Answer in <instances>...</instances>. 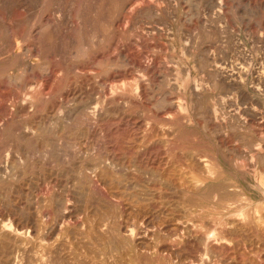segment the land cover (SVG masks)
<instances>
[{"label":"rangeland","instance_id":"1","mask_svg":"<svg viewBox=\"0 0 264 264\" xmlns=\"http://www.w3.org/2000/svg\"><path fill=\"white\" fill-rule=\"evenodd\" d=\"M127 1H129L130 3H132L133 1H138V2H140V4L142 6L140 8V13H136V11L135 12L133 11V13L132 12L130 13V11H129V13L128 12L124 13L117 20L116 24L119 26V29L116 30L114 36H113V33L112 34L110 33L109 37L110 36L111 37H116V36L120 35L121 42L117 43L116 42V38H114L112 41H111V39H109L108 42H107V44H109V45L106 44L107 47H105V49L103 51H101V49L99 48L101 46L97 45V46H95V48L98 47L97 51L95 50L97 53L96 52H92L93 54H90L89 58H87V57H81L80 58V57L76 56L75 53H76V49L79 48L78 47L79 46L78 45L79 44L78 43L79 37L81 39L80 43L86 44V41H88V39L86 38V35H88L91 32L90 31L91 29H89L87 27V28L84 29V31H86V32L90 31V32L86 33L84 31H82L81 33H79L77 27H75L74 25H72V26L70 25V23L76 22V21H74V20H77V19H75L76 13H77V16L79 15V13L81 11H83L84 15L85 14H87V15L89 14V10H90L89 8L85 7V5H83L84 8L81 7V0H73V1L72 0H4V1L2 0V2L0 4V47H1L0 48V87L2 89V90L0 89V126H2V129L0 130V137H1V140H3V139L4 140H6V139L14 140V141L16 140L15 142L16 143L18 142L17 146L20 147V150H22L25 153V155H26V157H25V155L23 154L24 155L23 157H24L25 160H23V163H20L21 166H20V164H17V168L15 169V172H14V174L15 175L17 174V176H15L13 174L14 178H12L11 181L10 180L0 181V195H1L0 196V217H1L0 219L2 220V218H5V220H6V219H9V217H10L12 221H13V219H17V220L21 221V219L23 218L21 223L25 224V221H26L27 217L31 216V214H33V215L37 214L34 217H36V216L38 218L40 217V220L36 217L37 218V220H36L37 224L40 223V224H38L39 227H38L37 233H31V232L28 233L27 232V233H25L27 235L26 236L23 235L22 238L15 237V236H13L10 233H9L10 234L9 238L11 237L12 239L11 238L10 239L6 238V237H8V234L6 232H8L9 230L5 229V230H3L4 232L0 230V232H2V233H0V241L4 237L9 241V250L3 251L0 254V257H2V258H0V264H11V263L12 264H29V263L30 264H36V263L40 264V262H42L41 264H65L67 259L68 260H67L66 264H71V263L72 264H80V263L81 264H90V263L91 264L92 263L93 264H98V263L99 264H111V263L112 264H133L129 260L130 255L127 256V254L123 251V249H120V247L115 249L116 246H117L116 245L117 242L120 241L121 239H124V235H123V232L121 230L122 221H124L126 219H129V220L131 219L130 221L129 220L128 221L130 223H132V224L134 223L132 228H133V232L135 231L134 232V236L137 238L139 230L140 231L143 230V227H142L143 224L141 223V220L144 217L147 216V217H151L152 218L154 225H156L157 223L160 224L163 221V219H161V217L163 216V218H164V214H165L164 211H166V212L169 211V210H166V209H169V206L172 203H174V201L176 200V198H177L176 194L173 192L172 189L166 188V187H160V186L157 187V186H155L154 187L155 190H153L151 188V186L153 187L152 183H149L150 186L149 185L147 186V184H146L145 186H140V187L138 185L136 187H134L131 184H127L126 186L123 187V191L125 190V192H124L125 193L124 194L125 197L123 196L120 199H115L112 196H110L112 198V200H111V198H109L111 200V201H109V199H108L109 196H108L107 190H105L104 187H103V189L105 191L103 189H101L102 185H100V184L98 185V183L96 182V179L93 176L92 171H90L88 169H84V168H85L87 160L91 159V157L95 158V157H98L100 155H104L105 153L108 154L109 151L111 152V153L109 152L110 154H114V155H119V154L128 155L129 154L128 156H132L130 154L133 151V149L127 148V143L128 142L126 143V141H128L130 138H132L134 136V134L135 133L137 134V132L139 131L137 126H136L137 122L140 119H143V117L147 118L146 116H148V115H149L148 117H151V118L153 117L155 119H158V118L163 119V116L166 115L167 112H169L168 110H170V113H171V110L173 112L176 111L177 108L175 106H169L168 103L164 104V102H162V100H161L162 96H163V99L167 100L166 102L173 101L175 103V101H176V103H177L179 101L178 103H180V102H182L181 100H183V102L188 103V107L185 110L186 112L184 111L183 113H180L179 109H177L178 110V111H176L177 113L174 112V114H178V115L182 114L184 116V118L181 119L180 121L183 120V121H187L188 122L187 118H190V121H191V124L187 125V127L185 126V128L182 129L178 133L179 137H181V138H179L178 144L181 143V145H185V146H188V147H194V148L197 147L199 152H201V153L205 152V153H208L210 155H212V154L214 155V153L216 152L215 154H217L219 157L221 156V162H220V166H219L220 176H219V178L214 179V180L210 181V183H208V185L206 187V191L210 192V191H215L216 190V191H219V192L221 191L220 192L221 194L227 195L229 197L230 196L240 197L243 200V202L241 204H243L244 206L245 205L249 206L250 208H252L253 205H251L249 203V200H248V203L246 202L247 201L246 198L249 199L248 197H250L252 199V201H258V203H264L263 195L261 193H259V191L253 186V184L255 182V180H254L255 178L253 177V171H252L255 168H258L259 171L260 170L264 171V164H262L261 161L257 157H255L254 153L252 155V151L246 145V142H245L246 140H244V139H251V140H253V142L255 144H257V143L260 144L261 143V147L260 148H261V151L264 153V149H263L264 148V136H263L264 135V129H263L264 128L263 127L264 126V124H263L264 123V118H263L264 117V114H263V112H264V110H263L264 109V87L262 85H259V88L261 87L260 89L263 92L260 91V89L258 91H256L257 89H253V87H252L249 90V93H248V96L246 97V99L242 100L241 96L239 95V93L237 91L235 92V90H229L228 91V90L222 89L223 87H221L219 84H215L214 81H213V78L210 76V70H212L213 69L212 67H214L213 66L214 63L212 61L213 60L221 61V59L222 60H226V59L227 60H229V59L231 60V59H233L234 61L233 60H231V61L233 63H236L234 65L235 68H238L236 65H238L239 68L241 67V69L247 68L250 65L255 72L262 70V68L264 67V34H263L264 33V22H263L264 21V17H263L264 16V8H263L264 7V5H263L264 4V2H263L264 0H261V1L260 0H228V1L227 0H218V1H221L222 4H221V12L217 13V15H216V9L210 5L211 4L210 3L211 0H208V1L207 0H202L199 3L198 7L195 6L194 0H149V1L148 0H146V1L145 0H127ZM229 1H231V2H229ZM253 1H254V3H255V1L257 2V3H255V4H257V6H255V4H253ZM75 2L77 3V5H76ZM20 3H22V4H20ZM58 3H60V4H58ZM95 3H96L95 0H93L92 2H90V1L87 2V4L90 7L93 4H95ZM148 3H149V5L151 3L150 8L153 10V13H149L148 14V12H150V11H147V9H146V7L148 8ZM11 4H13V5L10 6ZM143 4H145V5H143ZM233 4H235V5H233ZM4 5L7 6V9H4L5 8ZM174 5H175V7H174ZM20 6L21 7L23 6V8H26V9L25 10L23 8L20 9ZM56 6L57 7L59 6V8H57ZM70 7L72 9H69ZM74 7H75V9H74ZM77 7H79L80 9L77 8ZM135 7H137V6H135ZM255 7H256V9L253 10ZM234 8H236V9L234 10ZM14 9H15V11H14ZM231 9H233V11ZM39 10H41V12ZM58 10L61 11V14H60L61 16L59 15L60 11H58ZM72 10L75 11V13ZM110 10H112V9H110ZM212 11L215 12V13H212ZM112 12H114V11H112ZM209 12H211V13H209ZM18 13L21 14V15H17ZM25 13L27 15H25ZM38 13H39V16H38ZM72 13H74L75 15L73 16ZM134 13H135V15H133ZM170 13H172V14H170ZM205 14H206V16H205ZM220 14H221V16H220ZM33 15H34V17H33ZM87 15H85V16L86 17H91L92 14L90 13L89 16H87ZM201 15L203 17L205 16L206 18L205 17L203 18ZM126 16H129V18L131 16V20H133L132 22L134 23L133 26L129 25L128 30H126L127 29L126 28L127 26H126V23H125V21L127 20ZM132 16H133V18H132ZM153 16H154V18H151ZM184 16H187L188 18L184 17ZM212 16H214L213 18H215V20L211 18ZM53 17L55 18V20H54ZM56 17H57V20H56ZM68 17H70V18H68ZM30 18H31V20H29ZM67 18H68V20L70 19L69 21H71V22L68 21L66 24H64L65 22H63V21L67 20ZM71 18H73V20ZM258 18H259V21L257 20ZM134 19H136L135 22H134ZM140 19H141V21H140ZM156 19H158V20L156 21ZM194 19H195V21H194ZM202 19H204V20H202ZM216 19H218V20H216ZM44 21L45 22L47 21L46 23L49 24V27H47V29L45 31H40L39 32L38 27H40L41 25H45ZM48 21H50V22L52 21L51 25H50V23ZM55 21H57V22H55ZM206 21H208L209 24H208V22L206 23ZM256 21H257V23H256ZM7 22L9 23V25H8ZM137 22H139V24ZM57 23L60 24V25H58ZM136 23H137V26H136ZM211 23L214 24V25H212ZM33 24H35V25H33ZM216 24H218V25L216 26ZM22 25H23V27H22ZM56 25H58V26H56ZM207 25H208V27H207ZM67 26H68V28H67ZM122 26H123V28H122ZM124 26H125L126 29H124ZM31 27H33V28H31ZM131 27H133V28H131ZM202 27L203 28L205 27V29H203ZM208 28L210 30L206 31ZM49 29H50L51 32L49 31ZM72 29H73V31H72ZM153 29L155 31H153ZM211 29H213L214 31H212ZM218 29L221 32L218 31ZM29 30H30V32H29ZM35 30H37V32ZM145 31H146V33H145ZM210 32H213V33H210ZM216 32L220 33L221 35L219 34L220 36L218 35L219 36L218 37ZM255 32H256V34H255ZM52 33H53L54 37H56V38H53ZM84 33H85V35H83ZM24 34H25V36H24ZM214 34L216 35V37H214L215 36ZM50 35H51V37H50ZM72 36H74V37H72ZM254 37H256V38H254ZM196 38H198V39H196ZM225 38H226V40H225ZM24 39H25V42H22ZM58 39L60 41H58ZM212 39H214V40L212 41ZM215 39H217V40H215ZM41 40H43V41H41ZM93 40L97 41L98 39L95 36V37H93ZM109 41H111V42L109 43ZM190 41L192 43V46H191ZM17 42L20 43V44H17ZM64 42L67 44V46H66V44ZM186 42H187V44H186ZM10 43L13 44V45H11ZM46 43H49V44H46ZM59 43L61 45H59ZM123 43H125V44H123ZM218 43H220V44L222 43L223 45L220 46V44H218ZM230 44L232 45L233 48L231 47ZM55 45H56V47H55ZM224 45H225V47H224ZM22 46H24V47H22ZM25 46H28V47H25ZM235 46L237 48H235ZM53 47H55V48H53ZM207 47H208V49H207ZM222 47H224V49ZM241 47H242V49H241ZM47 48H48V50H47ZM60 48H61V51L59 50ZM45 49H46V51H45ZM110 49H111V51H109ZM114 49H115V51H114ZM225 49H226V51H225ZM69 50H70V52H69ZM238 50H239V52H238ZM116 51H119V52H116ZM108 52H109V54H108ZM230 52H232V53L230 54ZM247 52H249V53H247ZM62 54H66V55L64 56ZM110 54H112V55H110ZM116 54L124 55L125 58L127 59V64L122 66L119 63L120 59L118 58V56ZM237 55H239V56H237ZM44 56H46V57H44ZM103 56H105V58ZM212 56H213V58H212ZM51 57H52V59H51ZM63 57H65V58H63ZM99 57H102L101 59L104 60V63L101 62V59H98V60L96 59V58H99ZM115 57L117 58V60H116ZM157 57H158V59H157ZM237 57H238V59H237ZM243 57H245V59H243ZM247 57H250V59H247ZM205 59L211 61V65H207V67H204L202 65V62ZM110 60H111V63H109ZM35 61H37V62H35ZM86 62L88 64H86ZM99 62H101V64ZM129 62H131V63H129ZM90 63H91V65H90ZM138 63H140V64H138ZM161 63L163 64V66H162ZM259 63H261L263 66L261 67V64L258 65ZM43 64L46 65L45 69L44 68L42 69L41 65H43ZM70 64L72 66H70ZM75 64H76V67H74ZM87 65H90V67L87 66ZM93 65H95L96 67L94 66L93 69H92L91 67ZM86 67L89 68V69H87ZM142 67H145L144 70H143ZM96 69H98V70H96ZM71 70H75V71H71ZM88 70L90 71L89 73H87ZM135 70L137 71L136 73H135ZM139 70L142 71L141 73L143 74V77L142 78H138V79H137V77L134 78V76H138V74L140 73ZM59 71H61V72H59ZM123 71H125V72H123ZM132 71H134V72L132 73ZM114 72H115V74L113 75ZM128 72H130V73H128ZM155 72H157V73H155ZM165 72H167V73H165ZM160 74L164 77V81H163V79H161ZM187 74H188V76L190 78L189 86L190 85H192V86L198 85L201 88V92H202L201 95H200L201 98L199 97V95L196 96V94L191 89H190L191 90L190 91L189 88H188V85L183 84V82H184L183 77L185 78L187 76ZM82 76L83 77L85 76L86 79H85V77L83 79ZM125 77H127V78H125ZM113 78H114V80H113ZM192 80H194V82H195L194 84L192 83L193 82ZM253 80L255 81V79H253ZM76 81H78V82L81 81L82 83L81 82L77 83ZM84 81H85V83H84ZM87 81H89V83ZM101 81H103V82H101ZM124 81H126V82L124 83ZM156 81L159 82V83H157ZM93 82H94V84H93ZM104 82H106V84ZM180 82H181V84H180ZM117 83L119 84V86L117 85ZM169 83H170L171 86L169 85ZM91 84H92V86H91ZM95 84H97V85H95ZM109 84H111V86ZM160 84H161L162 88H161ZM214 84H215V87L213 86ZM78 85H80L79 86L80 90L78 89ZM121 85H122V87H121ZM183 85L185 87H183ZM116 86H117V88H116ZM141 86L142 87L144 86L145 89H144V87L142 88ZM70 87H71V89H70ZM75 87H76V89H75ZM81 87H83V88H81ZM91 87H92V91L93 92L90 90ZM112 88H114V89H112ZM115 88L117 89V91H115L116 90ZM147 88L150 89L151 91L150 90L147 91L148 90ZM154 88H156V91L154 90ZM212 88H213V90H212ZM81 89H82V91H81ZM85 89L87 90V92H86ZM118 89H119V91H122V92L126 93L127 97H122L121 96L122 92H119ZM123 89H124V91H123ZM94 90H96V91L94 92ZM98 90L100 92H98ZM44 91H45V93H44ZM90 91L92 93H90ZM97 92L99 93L100 96H101V93H102L103 98L107 99V103L103 107L104 111L101 110L102 112L101 111H100L101 113L98 112V115H97V113H95V114L94 113H89L84 108V105L87 103V101H86V103L84 102V100H85L84 97L87 100V98H89L91 96V94H97L98 95ZM84 93L85 94L88 93L90 95H88V94L85 95ZM58 94H60V95H58ZM64 94L66 95V97L64 96ZM109 94H110V96H108ZM146 94H148V95H146ZM220 95L221 96L224 95V96L220 97ZM229 95L231 96V99H234L236 101V103H233L232 105H230L229 103L226 102V100L230 98ZM56 96L59 97V98H57ZM80 96H81V98L78 99ZM146 96H148V97H146ZM24 97H26V98H24ZM116 97H118L119 99L116 98ZM139 97H140V99H139ZM144 97H146L147 99H144ZM167 97H168V99H167ZM217 97H218V99H216ZM227 97H229V98H227ZM234 97H236V99ZM2 98H4L5 101ZM124 98H126V100H124ZM148 98H150V99L148 100ZM154 98H155V100H154ZM74 100H76L75 102L78 103V104L74 103ZM78 100H79V102L81 104L78 102ZM81 100H83V101H81ZM53 101H54V104L51 103ZM111 101H112V103H111ZM152 101L153 102L155 101V103L157 102L159 104H154ZM158 101H161V102H158ZM72 102H73V105L76 104L77 107H72ZM220 102H224V103H220ZM40 103H41L42 106L40 105ZM250 103H251V105L254 104L257 107L253 106V105L250 106ZM115 104H116V106L114 107ZM120 104H122L123 107ZM147 104L148 105L150 104V105L148 106ZM160 104H162V105H160ZM221 104H224L225 108L222 109V110H218L217 111V114H218L217 116L220 119L223 116H226L228 114V112H230L233 108L236 109V106H241V107L246 106L248 108H253L254 107L255 108L254 112H252V113H254V116L253 115L252 116H250V115L248 116V114H246V113L244 114V111H241L240 114H239L240 118L237 120V122L240 124L239 126L236 127L237 130L233 131L231 129H224L223 132L219 133L218 136L215 135V137H213L212 135H210V133H209L210 131H208V132L207 131H203L200 127H198V124H200V123H202L204 121L203 120L204 115L206 117H207L208 114L211 115V112L208 110L209 108H211V109L213 107L220 108ZM76 105H74V106H76ZM155 105H156V107H155ZM105 107H107V108L109 107L110 110H109V108L107 109ZM120 107H121L122 111H121ZM152 107H154L153 110H152ZM49 108H51V109H49ZM69 108L71 110H69ZM138 108L140 110H138ZM163 108H164V110H163ZM174 108H175V110H174ZM17 109H19V110H17ZM27 109L29 110L28 112H26ZM58 109H60V110H58ZM74 109H75V111L77 110V112H78V110H81V111H79L81 113H79V112L75 113ZM116 109H118V110L120 109V110L118 111ZM130 109H132V110H130ZM108 110L110 112H108ZM69 111H71V113ZM84 111H85L86 114L83 115ZM1 112H3V113H1ZM23 112H26V113L23 114ZM73 112H74V114H73ZM133 112H134V114H132ZM140 112H142V113H140ZM161 112L164 113V114H162ZM102 113H104V114L102 115ZM109 113H110V115H109ZM119 113H120V115H119ZM56 114L59 115V116H56ZM66 114H68V115H66ZM53 115H54V117H57L58 119L57 118L55 119L53 117ZM37 116H38L39 120L37 119ZM129 116H130V118H129ZM75 117H77V118H75ZM104 117H106V118H104ZM134 117H136V118H134ZM8 118H9V120H8ZM59 118H60V120H59ZM63 118H64L66 124L68 122L67 125L64 123ZM83 118H85V120ZM120 118H121V120H120ZM211 118H212V115H211ZM211 118L208 119V121H207L210 127H211V125H213L215 123L214 118H212V119ZM91 119H92V121H91ZM252 119H253V121H251ZM11 120H16L15 122L17 124L19 123V125H20L21 122H23V124L21 123V125H24L27 122L29 125H33L34 127L36 126L37 130H39L36 133L37 136L36 137H32V138L29 139V138H24V136L18 135V132L13 127H11L9 125V124H11L10 123ZM78 120H79V122H78ZM94 120H97V121H94ZM134 120L136 122H134ZM259 120H260V122H259ZM101 121H103L104 124ZM106 121H107V123H106ZM125 121H126V124H125ZM95 122H97V123H95ZM46 123H48V124H46ZM84 123H86V124H84ZM253 123H255V124L253 125ZM78 124L81 127H83V124H84V126L85 125H88V127L91 126V128H92V126L93 127L95 126L96 129L99 128V131L96 134L101 133L100 135L98 134L100 137L102 135V137H101L102 141H101V139H98V137H99L98 135H96L97 139H92V146L90 145L89 147L93 148V149H91L92 151L90 150V148L88 149V151H91V153H89L86 150L88 152V154L85 156V158H83V156H81L79 154V152L76 153L78 151V148L76 147V144H73V143H75L74 137L76 136L74 134V133H76L75 132V128L76 127H78V128L80 127ZM106 124L108 126H106ZM109 124H110V126H109ZM261 124H262V126H261ZM59 125H64V126L66 125V129H65L64 133H62V138L60 139L61 142L59 144L60 146H59L58 149H56L54 146H56L55 143L57 144V142L55 140L53 141V138L58 136L56 134V132L58 131ZM72 125L75 126V127L73 128ZM99 125L101 126V128H100ZM104 125L108 128L109 131H106L107 128ZM71 126H72V128H71ZM134 126H136V127H134ZM85 127H87V126H85ZM53 128H54V130H53ZM102 128L104 129V131H101V130H103ZM42 130H43V132H42ZM44 130H45L46 134L44 133ZM50 130H52V131H50ZM112 130H113V132H112ZM127 130H128V133L130 135L128 133H126ZM134 130H136V131H135V133L133 132V134H132V131H134ZM14 131H15V133H14ZM68 131H70L71 133L69 134ZM105 131L108 132V134L109 133L110 134L108 135ZM122 131L123 132L126 131V132H124V134H123ZM16 132H17V134H16ZM115 132L117 133L116 134L117 136H114ZM120 132H122V133L119 134ZM67 133H68V135H67ZM113 133H114V135H113ZM233 133H235L236 136H234ZM40 134H42V135H40ZM64 134H66L65 137H64ZM127 134L129 136H126ZM191 134H192V136H191ZM6 135L8 136V138H7ZM72 135H74V137ZM104 135H106V136H104ZM118 135H120V136H118ZM232 135H233V137H232ZM260 135H262V136H260ZM107 136H109V138H107ZM186 136H188L189 138L186 139ZM221 136L223 137V139H221L222 138ZM67 137H68V139H67ZM122 137H124L126 139V140H124V138H123L124 145L122 144L123 140L122 139L120 140V138H122ZM42 138H44L47 141H43L44 139H42ZM49 138H52V140H50ZM105 138H107L109 141L107 142L106 141L107 139L105 140ZM233 138H234V140L235 139L236 140L234 141ZM25 139H26V141H25ZM113 139H114V141H113ZM188 139H189L190 142L187 141ZM193 139H195V140H193ZM213 139L214 140L217 139L218 141L217 140L216 141L218 142V144L221 147H224L225 145H228V146H234L236 148L237 152L239 153V161L244 165L243 166V170L244 171L243 170L241 171L240 169H237V170L234 169L233 166L230 164V162L226 158L222 157L221 148H219V151L217 152V149H216V147L214 146V143H213V141H214ZM225 139H226V141H225ZM34 140L36 141L35 143H34ZM88 140L91 142L90 139H88ZM96 140H98V141H96ZM99 140L101 141V143H100ZM103 140H105V143H104ZM116 140H117V142H116ZM29 141H31V143ZM68 141L72 144V146H71L70 143H68ZM232 141L235 142L234 145H232L233 144ZM119 142H122V143H120V144H122V146L119 145ZM67 143H68L69 146L66 147L65 144H67ZM106 143H108V144H106ZM114 143H115L116 147H115V145H113ZM41 144H42V146H41ZM93 144H94V146H96L95 147L96 149L94 148ZM104 144H106V145L103 146ZM29 145H31V146H29ZM49 145H52V147L49 146ZM98 145H99V148H98ZM110 145H112V146H110ZM22 146H23V149H22ZM35 146L36 147L39 146V148H36ZM40 146L42 147L41 149H40ZM64 146H65V148H64ZM106 146L109 148L108 150H107ZM113 146H114V148H112ZM257 146H258V144L255 147H257ZM75 147L77 148V150H76ZM32 148H34V149L36 148V150H34ZM67 148L69 150H67ZM110 148H111V150H110ZM154 148H153L154 151L155 150H160V151H156L155 152L156 156L154 155L155 153L153 154L151 152H149L151 154H149V153L146 154V155H148V158H147L148 161L146 160V158H144L145 156H143L144 160L141 158L142 166H144V167L153 166V164H152L153 163V159L155 157L156 158L159 157V155L162 153L161 152L162 150L160 148H158L156 146ZM114 149H115V151H114ZM149 149H151V147ZM44 150H45V152L46 151H48V152L45 153ZM49 150H50V152H49ZM152 150H150V151H152ZM61 151H62V153H61ZM98 151H99V154H97ZM154 151H152V152H154ZM27 152H29V153H27ZM65 152L69 153L70 155L68 156V154H66ZM35 153L37 155H35ZM43 153H45V154H43ZM63 153H65V155ZM73 153H74V155H73ZM75 153L77 154V156L75 155ZM50 154H51V156H50ZM132 154H133V152H132ZM71 155L73 156V158H71L72 157ZM240 155L242 157H240ZM36 157L38 159H36ZM68 157H69V159H68ZM254 157L256 159V161H254L256 167H255L254 163H252L253 160H254ZM145 160L147 161V164H146ZM23 164H24V166H23ZM44 164H45V166H44ZM69 164L78 165L79 166V167L77 166L78 172L77 171L70 172V168L72 166H69ZM143 164H146V166L143 165ZM250 164H251V166H250ZM247 166H248V168H247ZM66 168H68L69 173H66L67 175L62 174V173L68 172ZM49 169L53 170L52 173H54V174L56 173V174L55 175L53 174L51 176H48V175L44 174ZM55 170H56V172H55ZM59 170L60 171L62 170L63 172H60ZM59 173H60V175H58ZM36 174L37 175L39 174L38 176H41V178L38 177ZM20 175H21V177H20ZM61 175L63 177H60ZM70 175L73 176V177H70ZM87 175L88 176L91 175L92 177L90 176V179H88ZM18 176L20 177L19 179H18ZM33 176L34 177L37 176V177L33 178ZM42 176H43V178H42ZM139 176L140 175H138V177ZM77 177H80V179L77 178ZM143 177H145V175L144 176L142 175V178ZM52 178H54V180H52ZM32 179L33 180L35 179L36 181L35 180L33 181ZM38 179H39V181H38ZM76 179H77V181H76ZM81 179H82V181H81ZM15 180H18V181L15 182ZM87 180L88 181L89 180L92 181V183L90 181L88 182ZM37 181L40 183V185H39V183ZM83 181L85 183L88 182L87 183L88 185H89V183L92 184V186H94L93 188L96 189V190H94L92 188L93 189V192H92V189H91L92 186L89 185L88 189L91 190V192H89V190H87V189L85 191L84 187L86 186V184ZM61 182H64L65 184H63ZM80 182L81 183L83 182V183L80 184ZM53 183H56V184L54 185ZM59 183H61V184H59ZM6 184H7V186H6ZM11 186H12V188H11ZM56 186H57V188H56ZM71 186H73L74 188L76 187V188L75 189L71 188ZM79 186H81L82 188H80ZM39 187H41V188H39ZM77 187H79L80 190H84L83 195H81V193L79 192V189ZM130 187L132 188V190H131ZM142 187H144V189ZM58 188H60V189H58ZM133 188H135V189H133ZM159 188H160V190H158ZM166 189H167V191H166ZM48 190H50V192H48ZM143 190H145V191H143ZM171 190H172V192H171ZM59 191H61V193ZM96 191H98V192H96ZM134 191H136L137 195H135ZM87 192H88V194H87ZM104 192H106V196H105L106 198L104 197ZM143 192H145L146 194L143 193ZM44 193H45V195H44ZM138 193H140V194H138ZM95 194H97V195H95ZM151 194L153 195V197H151L152 196ZM163 194H164V196H163ZM167 194H168V196H167ZM49 195H50V198H48ZM58 195H60V196H58ZM93 195L95 196V198H94ZM99 195H101V196H99ZM144 195H148V196L150 195V196L149 197L147 196L145 198ZM32 196H33V199H32ZM63 196H65V197H63ZM81 196L83 197V199H82ZM133 196L137 197L138 200H137V198H135V200H134ZM140 196L143 199H139ZM85 197H87L89 200L87 198H85ZM126 197H127V201L125 200ZM156 197H159L160 200L156 199ZM45 198L46 199L48 198L50 200H48V199L45 200ZM67 198H69L70 200L67 199ZM72 198H73V200H72ZM60 199H61V201H60ZM91 199H93V200H91ZM131 199H133V200H131ZM31 200H32V202H30ZM123 200L126 201V202H123ZM141 200L142 201L144 200V201L142 202ZM44 201H45V203H44ZM57 201H58V203H57ZM130 201H131V203H130ZM161 201H162V204H161ZM86 202H87V205H85ZM116 202H118V203H116ZM136 202L137 203L139 202V203L137 204ZM148 202L151 203V204L147 205ZM49 203H52V205L49 204ZM57 204H58L59 207L57 206ZM66 204H68V205H66ZM113 204L115 205V207L113 206ZM159 204H161V206ZM165 204H166V207H165ZM67 206H69V207H67ZM71 206L73 208H71ZM127 206L131 207L130 209H132V212L129 209H126ZM132 206L134 208L136 206V208L134 209ZM140 206H142L143 209ZM60 207H62V208L60 209ZM84 207H85V209H84ZM153 207L156 208V210ZM157 207L160 210L157 209ZM30 208H31V210H30ZM152 208L154 210H152ZM63 209H66L67 211L71 212L72 213L71 216L70 217H66L65 219L62 218L61 216H59L58 212L60 213V211L63 210ZM139 209H142L140 211L144 212V214L141 213V215H140V213L138 211ZM162 209H164V210L162 211ZM11 210H13V211H11ZM157 210H159V211L157 212ZM114 211L117 214H115ZM78 212H79L80 216H79ZM127 212H129V214L131 213L130 215L132 217L129 216V214ZM73 213H74V215H73ZM146 213L148 215H146ZM6 214H7V216H5ZM51 214H53L54 216L51 215ZM107 214H108L109 218L106 217ZM135 214L136 215L138 214L136 216V218H135ZM14 215H16V216H14ZM104 215H106V216H104ZM2 216H4V217H2ZM102 216L106 217V220L108 221V223H107V221L105 219H104L105 221L102 219L103 218ZM44 217L47 218L48 221H46L47 219L45 220ZM116 217H117V219H116ZM141 217H143V218H141ZM154 217L159 218V219L156 220V218H154ZM112 218L114 219L113 221H112ZM140 218H141V220H140ZM42 219H43V222H42ZM61 219H64V220H61ZM133 219H136V220L134 221ZM52 220H53V223H52ZM137 222H139V223H137ZM54 223H57V226H56L57 228H55L53 230V233L48 236L49 240H47L48 239L47 237L45 239H43L45 244L43 243V246L41 247V245H39V242H40L39 241V237H37V236L38 235L39 236L42 235L45 232V230H47L49 228V226H51V224H54ZM105 224L108 225V226H106ZM104 227H105V229H104ZM106 227L110 228V230H108V228H106ZM155 228H157V227H155ZM66 229H68V230H66ZM39 230H41V231H39ZM69 231H70L71 235L69 234ZM108 231H110V232H108ZM254 231L252 233L244 231V233H246V234H243V232H242V235H243L244 239H248V238L250 239L251 237H253V245L254 244L256 245L257 244L256 241H259V240H257V236L256 235H258V234L256 233V230H254ZM55 232H57V234H54ZM86 233H88V234L90 233V234L86 235ZM157 233H159L163 237V233L162 232L158 231ZM36 234H38V235H36ZM98 234H100V235H98ZM101 234H103V235H101ZM106 234H107V236H106ZM30 235H32V236H30ZM33 236H34V238H33ZM53 236H54V238H53ZM103 236H105L104 239H103ZM112 236L114 237V239H113ZM51 238H53V239H51ZM115 238H116V241H115ZM127 239H128L129 242L132 243V241L129 238H127ZM48 241H49V243H48ZM96 241L100 245H95V244H97ZM162 241H167L166 237H164L162 239ZM1 242H0V245H2ZM53 242H55V243H53ZM63 242H66V244L65 243L63 244ZM61 243H62V246H59V245H61ZM49 244H51V246H49ZM82 244H83V246H82ZM33 245H34V247H33ZM76 245H78V246H76ZM81 246L84 247V248H81ZM58 247H60V248H58ZM263 247L264 246H262V245H257V247L254 248L253 251L258 256H256L254 254V252L252 253L253 254V256H252L251 254H249L247 252V249H246V251L241 249V252L239 253V255H237V259H236V261H238L239 263L233 261V262H231V264H234V263H236V264H241V263L242 264H249L250 262L253 263L254 261H256L257 263L259 262L258 264H264V260H263V258H264V248ZM1 248L2 247L0 246V250H1ZM58 249H59V251H58ZM81 249H82V251H81ZM89 249H91V250H89ZM95 249H98V250H95ZM10 250L13 252V255L11 254ZM18 250L20 252H18ZM52 250H53V252L55 254L52 252ZM61 250H63V251H61ZM256 250H257V252H256ZM28 251H30V252H28ZM31 251H32L33 254L31 253ZM65 252H66V254H64V256H63V253H65ZM95 253H97V254H95ZM68 254L72 258H76L77 255H78V256L82 257L83 259L77 257L76 258L77 261L76 260H72V258L70 259V256H68ZM137 254H139V256L143 260L142 262L144 264H148L149 260L147 258L145 259V256H144L145 254H143V252H141L139 250ZM246 254H249V256L247 258L245 257V256H247ZM30 255H31V257H29ZM33 255L35 256V258H33V261H32V257H34ZM240 255L243 256L244 259L241 258ZM261 255H262V257H261ZM39 256H41V257H39ZM47 256L49 258H47ZM61 256H62V258H61ZM66 256H68V258ZM250 256L253 259L255 257L256 258L253 260ZM28 257L31 258V259L29 260ZM52 257L55 260H53ZM64 257H66V258H64ZM85 257L87 258V260H89V261L91 260V261L90 262L87 261ZM59 258H61V259L58 260ZM34 259H36V260H34ZM40 259H41V261H39ZM78 259L80 261H78ZM248 259H249V261H248ZM35 261H36V263H35ZM74 261H76V262H74ZM53 262H55V263H53ZM56 262H59V263H56ZM252 263H250V264H252ZM257 263L254 262L253 264H257ZM160 264H165V263L164 262H162V263L160 262Z\"/></svg>","mask_w":264,"mask_h":264},{"label":"bare ground","instance_id":"2","mask_svg":"<svg viewBox=\"0 0 264 264\" xmlns=\"http://www.w3.org/2000/svg\"><path fill=\"white\" fill-rule=\"evenodd\" d=\"M4 1V0H3ZM73 1V0H72ZM88 1H90V2H92L91 0H81V7L82 8H84L83 7V5H85V7H87V8H89L90 10H89V14L91 13L92 15H91V17H86L85 15H87V14H85L84 15V13H83V11H81L80 13H79V15L77 16V13H76V17H75V19H77V20H74V21H76V22H74V23H70V25L72 26V25H74L75 27H77V29H78V32L79 33H81L82 31H84V29L85 28H89V29H91L90 31H88V32H90L88 35H86V38L88 39V41H86V44H84V43H80L81 42V39H80V37H79V41H78V49H76V53H75V55L76 56H78V57H87V58H89V56H90V54H93L92 52H96L97 51V49H98V47H96L95 48V46H101V47H99L100 49H101V51H103L104 49H105V47H107V45H109V44H107V42H108V40L109 39H111V41L114 39V38H116V42L117 43H120L121 42V38H120V35L119 36H116V37H109V35H110V33L112 34L113 33V36L115 35V32H116V30L117 29H119V26L116 24L117 23V20L119 19V17L121 16V15H123L124 13H129V11H130V13L132 12L133 13V11L135 12L136 11V13H140V8H141V4H140V2H138V1H133L132 3H130L129 1H127V0H95V4H93L91 7L87 4V2ZM146 1V0H145ZM149 1V0H148ZM202 0H194V2H195V6L196 7H198L199 6V3L201 2ZM208 1V0H207ZM228 1V0H227ZM261 1V0H260ZM1 2H2V0H0V4H1ZM8 2V1H7ZM22 2V1H21ZM45 2V1H44ZM60 2V1H59ZM64 2V1H63ZM68 2V1H67ZM70 2V1H69ZM153 2V1H152ZM192 2V1H191ZM214 2V3H213ZM229 2H231V1H229ZM236 2V1H235ZM264 2V1H263ZM23 3V2H22ZM22 3H20V4H22ZM42 3V2H41ZM46 3V2H45ZM61 3V2H60ZM60 3H58V4H60ZM76 3V2H75ZM145 3V2H144ZM147 3V2H146ZM210 5L212 6V7H214L215 9H216V15H217V13H220L221 12V1H218V0H211L210 1ZM224 3V2H223ZM237 3V2H236ZM255 3H257L256 1H255ZM254 3V1H253V4H255ZM57 4V5H58ZM68 4V3H67ZM70 4V3H69ZM230 4V3H229ZM13 4H11L10 6H12ZM55 5V4H54ZM76 5H77V3H76ZM87 5V6H86ZM137 6V7H135V6ZM143 5H145V4H143ZM150 5H151V3H150ZM150 5H149V3H148V8L146 7V9H147V11H150V12H148V14L149 13H153V10L150 8ZM156 5V4H155ZM233 5H235V4H233ZM237 5V4H236ZM264 5V4H263ZM9 6V7H10ZM72 6V5H71ZM89 6V7H88ZM134 6V7H133ZM238 6V5H237ZM236 6V7H237ZM255 6H257V4H255ZM260 6V5H259ZM258 6V7H259ZM4 9H7V6H5L4 5ZM34 7V6H33ZM57 7V6H56ZM69 7V6H68ZM67 7V8H68ZM111 7V8H110ZM169 7V6H168ZM167 7V8H168ZM174 7H175V5H174ZM231 7V6H230ZM23 8V6L21 7L20 6V9H22ZM30 8V7H29ZM57 8H59V6L57 7ZM61 8V7H60ZM77 8H79V7H77ZM86 8V9H87ZM112 9V10H110V9ZM210 8V7H209ZM261 8V7H260ZM264 8V7H263ZM24 10L26 9V8H23ZM37 9V8H36ZM41 9V8H40ZM63 9V8H62ZM69 9H72L71 7L69 8ZM74 9H75V7H74ZM80 9V8H79ZM114 9V10H113ZM170 9V8H169ZM236 8H234V10H235ZM256 9V7L253 9V10H255ZM262 9V8H261ZM34 10V9H33ZM84 10V9H83ZM144 10V9H143ZM171 10V9H170ZM191 10V9H190ZM226 10V9H225ZM232 11H233V9H231ZM260 10V9H259ZM14 11H15V9H14ZM23 11V10H22ZM40 12H41V10H39ZM38 11V12H39ZM58 11H60V10H58ZM67 11V10H66ZM65 11V12H66ZM73 11V10H72ZM79 11V10H78ZM112 11H114V12H112ZM142 11V10H141ZM169 11V10H168ZM51 12V11H50ZM64 12V13H65ZM68 12V11H67ZM70 12V11H69ZM74 13H75V11H73ZM170 12V11H169ZM239 12V11H238ZM33 13V12H32ZM71 13V12H70ZM69 13V14H70ZM74 13H72L73 14V16L75 15ZM146 13V12H145ZM144 13V14H145ZM204 13V12H203ZM208 13V12H207ZM209 13H211V12H209ZM212 13H215V12H213L212 11ZM10 14V13H9ZM30 14V13H29ZM54 14V13H53ZM58 14V13H57ZM61 14V11H60V13H59V15ZM68 14V15H69ZM71 14V15H72ZM89 14L87 15V16H89ZM170 14H172V13H170ZM189 14V13H188ZM235 14V13H234ZM6 15V14H5ZM17 15H21V14H17ZM25 15H27L26 13H25ZM42 15V14H41ZM133 15H135V13L133 14ZM146 15V14H145ZM152 15V14H151ZM197 15V14H196ZM203 15V14H202ZM201 15V16H202ZM215 15V16H216ZM219 15V14H218ZM38 16H39V13H38ZM48 16V15H47ZM46 16V17H47ZM61 16V15H60ZM59 16V17H60ZM65 16V15H64ZM148 16V15H147ZM188 16V15H187ZM187 16H184V17H187ZM205 16H206V14H205ZM204 16V17H205ZM220 16H221V14H220ZM231 16V15H230ZM236 16V15H235ZM19 17V16H18ZM33 17H34V15H33ZM42 17V16H41ZM50 17V16H49ZM71 17V16H70ZM70 17H68V18H70ZM190 17V16H189ZM198 17V16H197ZM203 17V16H202ZM201 17V18H202ZM203 17V18H204ZM214 16H212L211 18L212 19H214L215 20V18H213ZM223 17V16H222ZM252 17V16H251ZM264 17V16H263ZM27 18V17H26ZM29 18V17H28ZM54 18V17H53ZM68 18H67V20H65V21H63V22H65L64 24H66L69 20H68ZM74 18V17H73ZM73 18H71L72 20H73ZM122 18V17H121ZM132 18H133V16H132ZM140 18V17H139ZM151 18H154V16L153 17H151ZM157 18V17H156ZM188 18V17H187ZM206 18V17H205ZM219 18V17H218ZM241 18V17H240ZM35 19V18H34ZM38 19V18H37ZM60 19V18H59ZM58 19V20H59ZM126 21H125V23H126V28H125V26H124V29H126V30H128V28H129V25L131 26H133L134 25V23L132 22L133 20H131V16H130V18H129V16H126ZM208 19V18H207ZM222 19V18H221ZM256 19V18H255ZM29 20H31V18L29 19ZM39 20V19H38ZM37 20V21H38ZM51 20V19H50ZM54 20H55V18H54ZM56 20H57V17H56ZM135 20L136 19H134V22H135ZM149 20V19H148ZM158 19H156V21H157ZM189 20V19H188ZM197 20V19H196ZM202 20H204V19H202ZM216 20H218V19H216ZM258 21H259V18L257 19ZM122 21V20H121ZM138 21V20H137ZM140 21H141V19H140ZM190 21V20H189ZM194 21H195V19H194ZM200 21V20H199ZM45 22V21H44ZM47 22V21H46ZM45 22V25H41L40 27H38V30H39V32L40 31H45L46 29H47V27H49V24H47ZM49 23H50V25H51V23H52V21L50 22V21H48ZM55 22H57V21H55ZM59 22V21H58ZM69 22H71V21H69ZM73 22V21H72ZM155 22V21H154ZM202 22V21H201ZM204 22V21H203ZM208 21H206V23H207ZM211 22V21H210ZM254 22V21H253ZM264 22V21H263ZM8 23V22H7ZM33 23V22H32ZM121 23V22H120ZM138 24H139V22H137ZM137 23H136V26H137ZM189 23V22H188ZM187 23V24H188ZM213 23V22H212ZM211 23V24H212ZM216 23V22H215ZM256 23H257V21H256ZM19 24V23H18ZM54 24V23H53ZM58 24V23H57ZM208 24H209V22H208ZM255 24V23H254ZM8 25H9V23H8ZM24 25V24H23ZM23 25H22V27H23ZM26 25V24H25ZM33 25H35V24H33ZM58 25H60V24H58ZM58 25H56V26H58ZM68 25V24H67ZM122 25V24H121ZM120 25V26H121ZM141 25V24H140ZM156 25V24H155ZM212 25H214V24H212ZM218 24H216V26H217ZM222 25V24H221ZM28 26V25H27ZM152 26V25H151ZM226 26V25H225ZM258 26V25H257ZM141 27V26H140ZM207 27H208V25H207ZM18 28V27H17ZM16 28V29H17ZM31 28H33V27H31ZM67 28H68V26H67ZM71 28V27H70ZM69 28V29H70ZM122 28H123V26H122ZM121 28V29H122ZM131 28H133V27H131ZM142 28V27H141ZM152 28V27H151ZM203 28V27H202ZM219 28V27H218ZM257 28V27H256ZM262 28V27H261ZM10 29V28H9ZM22 29V28H21ZM30 29V28H29ZM137 29V28H136ZM158 29V28H157ZM156 29V30H157ZM203 29H205V27L203 28ZM227 29V28H226ZM236 29V28H235ZM59 30V29H58ZM67 30V29H66ZM75 30V29H74ZM123 30V29H122ZM130 30V29H129ZM143 30V29H142ZM149 30V29H148ZM208 30H210L209 28L206 30V31H208ZM212 31H214L213 29H211ZM257 30V29H256ZM261 30V29H260ZM259 30V31H260ZM36 32H37V30H35ZM49 31H50V29H49ZM65 31V30H64ZM69 31V30H68ZM72 31H73V29H72ZM132 31V30H131ZM144 31V30H143ZM150 31V30H149ZM153 31H155L154 29H153ZM218 31H220L219 29H218ZM224 31V30H223ZM228 31V30H227ZM226 31V32H227ZM238 31V30H237ZM2 32V31H1ZM29 32H30V30H29ZM51 32V31H50ZM67 32V31H66ZM65 32V33H66ZM75 32V31H74ZM84 32H86V31H84ZM88 32H86V33H88ZM129 32V31H128ZM157 32V31H156ZM221 32V31H220ZM257 32V31H256ZM256 32H255V34H256ZM28 33V32H27ZM127 33V32H126ZM132 33V32H131ZM145 33H146V31H145ZM193 33V32H192ZM210 33H213V32H210ZM217 33V36L220 34V33H218V32H216ZM16 34V33H15ZM29 34V33H28ZM129 34V33H128ZM151 34V33H150ZM153 34V33H152ZM158 34V33H157ZM156 34V35H157ZM264 34V33H263ZM262 34V35H263ZM52 35H53V33H52ZM58 35V34H57ZM83 35H85V33L83 34ZM125 35V34H124ZM133 35V34H132ZM205 35V34H204ZM209 35V34H208ZM211 35V34H210ZM213 35V34H212ZM215 35V34H214ZM221 35V34H220ZM219 35V36H220ZM20 36V35H19ZM24 36H25V34H24ZM23 36V37H24ZM77 36V35H76ZM97 37V41L96 40H93V37ZM218 36V37H219ZM37 37V36H36ZM40 37V36H39ZM48 37V36H47ZM50 37H51V35H50ZM64 37V36H63ZM72 37H74V36H72ZM85 37V36H84ZM128 37V36H127ZM207 37V36H206ZM213 37V36H212ZM214 37H216V35L214 36ZM260 37V36H259ZM25 38V37H24ZM53 38H56V37H54V35H53ZM76 38V37H75ZM78 38V37H77ZM254 38H256V37H254ZM29 39V38H28ZM52 39V38H51ZM60 39V38H59ZM58 39V41H60ZM74 39V38H73ZM83 39V38H82ZM127 39V38H126ZM196 39H198V38H196ZM208 39V38H207ZM22 40V39H21ZM44 40V39H43ZM43 40H41V41H43ZM72 40V39H71ZM84 40V39H83ZM214 39H212V41H213ZM215 40H217V39H215ZM225 40H226V38H225ZM224 40V41H225ZM27 41V40H26ZM50 41V40H49ZM70 41V40H69ZM77 41V40H76ZM85 41V40H84ZM95 41V42H94ZM111 41H109V43L111 42ZM126 41V40H125ZM21 42V41H20ZM22 42H25V39L22 41ZM123 42V41H122ZM8 43V42H7ZM65 43V42H64ZM72 43V42H71ZM190 43H191V41H190ZM227 43V42H226ZM11 44V43H10ZM17 44H20V43H18L17 42ZM23 44V43H22ZM46 44H49V43H46ZM52 44V43H51ZM66 44V43H65ZM107 44V45H106ZM122 44V43H121ZM123 44H125V43H123ZM186 44H187V42H186ZM218 44H220V43H218ZM225 44V43H224ZM11 45H13V44H11ZM37 45V44H36ZM59 45H61L60 43H59ZM64 45V44H63ZM120 45V44H119ZM184 45V44H183ZM221 45H223L222 43L220 44V46ZM227 45V44H226ZM231 45V44H230ZM66 46H67V44H66ZM65 46V47H66ZM113 46V45H112ZM191 46H192V43H191ZM196 46V45H195ZM257 46V45H256ZM22 47H24V46H22ZM25 47H28V46H25ZM55 47H56V45H55ZM55 47H53V48H55ZM115 47V46H114ZM224 47H225V45H224ZM224 47H222L223 49H224ZM231 47H232V45H231ZM239 47V46H238ZM259 47V46H258ZM1 48V47H0ZM39 48V47H38ZM45 48V47H44ZM94 48V49H93ZM118 48V47H117ZM229 48V47H228ZM233 48V47H232ZM235 48H237L236 46H235ZM263 48V47H262ZM66 49V48H65ZM70 49V48H69ZM149 49V48H148ZM207 49H208V47H207ZM231 49V48H230ZM239 49V48H238ZM241 49H242V47H241ZM245 49V48H244ZM259 49V48H258ZM37 50V49H36ZM47 50H48V48H47ZM60 51H61V48L59 49ZM96 50V51H95ZM151 50V49H150ZM149 50V51H150ZM240 50V49H239ZM239 50H238V52H239ZM13 51V50H12ZM45 51H46V49H45ZM59 51V52H60ZM99 51V50H98ZM109 51H111V49L109 50ZM114 51H115V49H114ZM186 51V50H185ZM217 51V50H216ZM225 51H226V49H225ZM233 51V50H232ZM39 52V51H38ZM69 52H70V50H69ZM68 52V53H69ZM116 52H119V51H116ZM242 52V51H241ZM244 52V51H243ZM97 53V52H96ZM151 53V52H150ZM217 53V52H216ZM229 53V52H228ZM232 52H230V54H231ZM247 53H249V52H247ZM40 54V53H39ZM102 54V53H101ZM108 54H109V52H108ZM114 54V53H113ZM145 54V53H144ZM219 54V53H218ZM62 55H66V54H62ZM70 55V54H69ZM100 55V54H99ZM107 55V54H106ZM110 55H112V54H110ZM117 56H118V58L120 59L119 60V63L122 65V66H124V65H126L127 64V59L125 58V56L124 55H122V54H116ZM55 56V55H54ZM59 56V55H58ZM74 56V55H73ZM101 56V55H100ZM155 56V55H154ZM214 56V55H213ZM213 56H212V58H213ZM237 56H239V55H237ZM44 57H46V56H44ZM77 57V58H78ZM104 58H105V56H103ZM113 57V56H112ZM216 57V56H215ZM43 58V57H42ZM48 58V57H47ZM63 58H65V57H63ZM102 57H99V58H96L97 60L98 59H101ZM116 58V57H115ZM193 58V57H192ZM217 58V57H216ZM44 59V58H43ZM42 59V60H43ZM51 59H52V57H51ZM60 59V58H59ZM67 59V58H66ZM65 59V60H66ZM70 59V58H69ZM68 59V60H69ZM157 59H158V57H157ZM215 59V58H214ZM219 59V58H218ZM229 59V58H228ZM237 59H238V57H237ZM242 59V58H241ZM243 59H245V57H243ZM247 59H250V57H247ZM67 60V61H68ZM77 60V59H76ZM95 60V59H94ZM96 60V61H97ZM116 60H117V58H116ZM153 60V59H152ZM231 60H233V59H231ZM230 59L229 60H222L221 59V61H215V60H213L212 62L214 63L213 64V66L214 67H212L213 69L212 70H210V76L213 78V81H214V83L215 84H219L221 87H223L222 89H225V90H235V92L237 91L238 93H239V95L241 96V99L242 100H245L246 99V97L248 96V93H249V90L253 87V89H257L256 91H258L260 88H259V85H262L263 87H264V67L262 68V70H260V71H254L253 70V68L249 65L247 68H244V69H241V67L239 68V66L238 65H236L238 68H235L234 67V65L236 64V63H233L232 61H231ZM95 61V62H96ZM171 61V60H170ZM234 61V60H233ZM241 61V60H240ZM247 61V60H246ZM35 62H37V61H35ZM101 62H103L104 63V60L103 59H101ZM101 62H99L100 64H101ZM245 62V61H244ZM248 62V61H247ZM259 62V61H258ZM93 63V62H92ZM109 63H111V60H110V62ZM129 63H131V62H129ZM263 63V62H262ZM86 64H88L87 62H86ZM94 64V63H93ZM96 64V63H95ZM117 64V63H116ZM138 64H140V63H138ZM137 64V65H138ZM162 64V63H161ZM244 64V63H243ZM261 63H259L258 65H260ZM90 65H91V63H90ZM90 65H87V66H89L90 67ZM119 65V64H118ZM133 65V64H132ZM158 65V64H157ZM176 65V64H175ZM201 65V64H200ZM202 65L204 66V67H207V65H211V61H209V60H204L203 62H202ZM42 66V69L44 68H46V65L45 64H43V65H41ZM53 66V65H52ZM70 66H72L71 64H70ZM95 65H93L91 68L93 69V67H94ZM100 66V65H99ZM120 66V65H119ZM142 66V65H141ZM162 66H163V64H162ZM263 65L261 64V67H262ZM57 67V66H56ZM74 67H76V64H75V66ZM73 67V68H74ZM96 67V66H95ZM110 67V66H109ZM140 67V66H139ZM201 67V66H200ZM72 68V69H73ZM87 68V67H86ZM123 68V67H122ZM126 68V67H125ZM124 68V69H125ZM135 68V67H134ZM143 68V70H144V68L145 67H142ZM202 68V67H201ZM51 69V68H50ZM75 69V68H74ZM87 69H89V68H87ZM91 69V70H92ZM113 69V68H112ZM115 69V68H114ZM60 70V69H59ZM64 70V69H63ZM85 70V69H84ZM96 70H98V69H96ZM100 70V69H99ZM132 70V69H131ZM158 70V69H157ZM195 70V69H194ZM257 70V69H256ZM62 71V70H61ZM61 71H59V72H61ZM71 71H75V70H71ZM86 71V70H85ZM129 71V70H128ZM140 71V73L138 74V76H134V78L135 77H137V79L138 78H142L143 77V74L141 73L142 71L141 70H139ZM21 72V71H20ZM42 72V71H41ZM51 72V71H50ZM90 71L88 70V72L87 73H89ZM120 72V71H119ZM123 72H125V71H123ZM134 71H132V73H133ZM137 71L135 70V73H136ZM148 72V71H147ZM158 72V71H157ZM157 72H155V73H157ZM162 72V71H161ZM188 72V71H187ZM55 73V72H54ZM63 73V72H62ZM72 73V72H71ZM79 73V72H78ZM128 73H130V72H128ZM144 73V72H143ZM159 73V72H158ZM165 73H167V72H165ZM255 73V74H254ZM44 74V73H43ZM70 74V73H69ZM115 74V72L113 73V75ZM45 75V74H44ZM47 75V74H46ZM66 75V74H65ZM103 75V74H102ZM123 75V74H122ZM121 75V76H122ZM155 75V74H154ZM89 76V75H88ZM120 76V77H121ZM131 76V75H130ZM178 76V75H177ZM40 77V76H39ZM46 77V76H45ZM76 77V76H75ZM85 77V76H84ZM84 77L82 76V78L84 79ZM129 77V76H128ZM160 77H161V79H163V81H164V77L160 74ZM159 77V78H160ZM198 77V76H197ZM208 77V76H207ZM98 78V77H97ZM125 78H127V77H125ZM130 78V77H129ZM132 78V77H131ZM193 78V77H192ZM200 78V77H199ZM198 78V79H199ZM67 79V78H66ZM85 79H86V77H85ZM124 79V78H123ZM133 79V78H132ZM156 79V78H155ZM158 79V78H157ZM253 79H255V81L253 80ZM59 80V79H58ZM61 80V79H60ZM75 80V79H74ZM113 80H114V78H113ZM112 80V81H113ZM116 80V79H115ZM125 80V79H124ZM131 80V79H130ZM152 80V79H151ZM183 80H184V82H183V84H185V85H188V88H189V90L191 89L195 94H196V96L197 95H199V97H200V95H201V88L198 86V85H194V86H192V85H190L189 86V82H190V78H189V76H188V74H187V76L184 78L183 77ZM195 80V79H194ZM194 80H192L193 82V84L195 83L194 82ZM48 81V80H47ZM82 81V80H81ZM81 81H76L77 83H80ZM134 81V80H133ZM141 81V80H140ZM166 81V80H165ZM170 81V80H169ZM88 83H89V81H87ZM101 82H103V81H101ZM108 82V81H107ZM126 81H124V83H125ZM128 82V81H127ZM142 82V81H141ZM157 82V81H156ZM5 83V82H4ZM62 83V82H61ZM68 83V82H67ZM71 83V82H70ZM73 83V82H72ZM82 83V82H81ZM84 83H85V81H84ZM105 84H106V82H104ZM114 83V82H113ZM123 83V82H122ZM121 83V84H122ZM138 83V82H137ZM157 83H159V82H157ZM56 84V83H55ZM93 84H94V82H93ZM130 84V83H129ZM145 84V83H144ZM180 84H181V82H180ZM215 84L213 85L214 87H215ZM34 85V84H33ZM86 85V84H85ZM95 85H97V84H95ZM110 86H111V84H109ZM115 85V84H114ZM113 85V86H114ZM117 85L119 86V84L117 83ZM132 85V84H131ZM139 85V84H138ZM141 85V84H140ZM159 85V84H158ZM169 85H170V83H169ZM253 85V86H252ZM72 86V85H71ZM79 86L80 85H78V89L80 90V88H79ZM87 86V85H86ZM89 86V85H88ZM91 86H92V84H91ZM105 86V85H104ZM152 86V85H151ZM160 86H161V84H160ZM171 86V85H170ZM212 86V87H213ZM258 86V87H257ZM85 87V86H84ZM98 87V86H97ZM121 87H122V85H121ZM142 87V86H141ZM144 87V86H143ZM142 87V88H143ZM156 87V86H155ZM159 87V86H158ZM182 87V86H181ZM183 87H185L184 85H183ZM182 87V88H183ZM208 87V86H207ZM262 87V88H263ZM32 88V87H31ZM81 88H83V87H81ZM87 88V87H86ZM116 88H117V86H116ZM115 88V89H116ZM161 88H162V86H161ZM0 89H1V87H0ZM57 89V88H56ZM70 89H71V87H70ZM75 89H76V87H75ZM95 89V88H94ZM112 89H114V88H112ZM125 89V88H124ZM124 89H123V91H124ZM129 89V88H128ZM133 89V88H132ZM144 89H145V87H144ZM148 89V88H147ZM209 89V88H208ZM2 90V89H1ZM73 90V89H72ZM86 90V89H85ZM91 91H92V87H91V89H90ZM111 90V89H110ZM135 90V89H134ZM133 90V91H134ZM150 89H148L147 91H149ZM154 90L156 91V88H154ZM159 90V89H158ZM190 90V91H191ZM212 90H213V88H212ZM4 91V90H3ZM78 91V90H77ZM81 91H82V89H81ZM90 91V93H92ZM96 90H94V92H95ZM103 91V90H102ZM114 91V90H113ZM115 91H117V89L115 90ZM118 91H119V89H118ZM128 91V90H127ZM146 91V92H147ZM151 91V90H150ZM174 91V90H173ZM186 91V90H185ZM215 91V90H214ZM260 91H262L261 89H260ZM13 92V91H12ZM34 92V91H33ZM56 92V91H55ZM86 92H87V90H86ZM85 92V93H86ZM98 92H100L99 90H98ZM97 92V93H98ZM105 92V91H104ZM119 92H122V91H119ZM263 92V91H262ZM42 93V92H41ZM44 93H45V91H44ZM66 93V92H65ZM68 93V92H67ZM84 93V94H85ZM109 93V92H108ZM133 93V92H132ZM138 93V92H137ZM148 93V92H147ZM234 93V92H233ZM14 94V93H13ZM47 94V93H46ZM63 94V93H62ZM79 94V93H78ZM83 94V95H84ZM88 94V93H87ZM87 94H85V95H87ZM183 94V93H182ZM232 94V93H231ZM43 95V94H42ZM52 95V94H51ZM55 95V94H54ZM58 95H60V94H58ZM68 95V94H67ZM71 95V94H70ZM73 95V94H72ZM75 95V94H74ZM84 95V96H85ZM88 95H90V94H88ZM113 95V94H112ZM136 95V94H135ZM146 95H148V94H146ZM151 95V94H150ZM158 95V94H157ZM160 95V94H159ZM9 96V95H8ZM63 96V95H62ZM64 96L66 97V95L64 94ZM101 96H102V93H101ZM100 95H99V93H98V95L97 94H91V96L89 97V98H87V100H86V98L84 97V102L86 103V101H87V103L84 105V108L87 110V112H89V113H97V115H98V112H100L101 110H103V107H104V105L107 103V99L106 98H103V96L101 97ZM108 96H110V94L108 95ZM121 96L122 97H127L126 96V93H124V92H122L121 93ZM120 96V97H121ZM156 96V95H155ZM191 96V95H190ZM224 96V95H223ZM223 96H221L220 95V97H223ZM4 97V96H3ZM50 97V96H49ZM57 97V96H56ZM112 97V96H111ZM146 97H148V96H146ZM146 97H144V99H147ZM150 97V96H149ZM165 97V96H164ZM177 97V96H176ZM230 97V98H229ZM229 97H227V98H229V99H227L226 100V102L227 103H229L230 105H232L233 103H236V101L234 100V99H231V96L229 95ZM5 98V97H4ZM4 98H2V99H4ZM16 98V97H15ZM24 98H26V97H24ZM43 98V97H42ZM57 98H59V97H57ZM64 98V97H63ZM62 98V99H63ZM73 98V97H72ZM77 98V97H76ZM81 98V96L78 98V99H80ZM110 98V97H109ZM108 98V99H109ZM116 98H118V97H116ZM151 98V97H150ZM150 98H148V100L150 99ZM157 98V97H156ZM178 98V97H177ZM201 98V97H200ZM235 99H236V97H234ZM6 99V98H5ZM5 99H4V101H5ZM9 99V98H8ZM7 99V100H8ZM44 99V98H43ZM70 99V98H69ZM119 99V98H118ZM122 99V98H121ZM128 99V98H127ZM138 99V98H137ZM139 99H140V97H139ZM138 99V100H139ZM142 99V98H141ZM143 99V100H144ZM167 99H168V97H167ZM179 99V98H178ZM206 99V98H205ZM213 99V98H212ZM216 99H218V97L216 98ZM221 99V98H220ZM239 99V98H238ZM45 100V99H44ZM60 100V99H59ZM64 100V99H63ZM66 100V99H65ZM83 100H81V101H83ZM123 100V99H122ZM124 100H126V98H124ZM147 100V101H148ZM154 100H155V98H154ZM158 100V99H157ZM160 100V99H159ZM162 102H164V104H166V103H168L169 104V106H175L177 109H179L180 110V113H183L186 109H187V107H188V103H185V102H183V100H181L182 102H180V103H176V101H175V103L173 102V101H168V102H166L167 100H165V99H163V96H162ZM3 101V100H2ZM69 101V100H68ZM76 100H74V103H76L75 102ZM110 101V100H109ZM113 101V100H112ZM112 101H111V103H112ZM132 101V100H131ZM146 101V100H145ZM42 102V101H41ZM60 102V101H59ZM78 102H79V100H78ZM153 102V101H152ZM158 102H161V101H158ZM4 103V102H3ZM2 103V104H3ZM24 103V102H23ZM30 103V102H29ZM51 103H53L54 104V101L53 102H51ZM58 103V102H57ZM80 103V102H79ZM118 103V102H117ZM122 103V102H121ZM125 103V102H124ZM135 103V102H134ZM147 103V102H146ZM145 103V104H146ZM154 104H159V103H155V101L153 102ZM211 103V102H210ZM218 103V102H217ZM220 103H224V102H220ZM59 104V103H58ZM76 104H78V103H76ZM76 104H74V105H76ZM81 104V103H80ZM109 104V103H108ZM137 104V103H136ZM140 104V103H139ZM151 104V103H150ZM149 104V105H150ZM40 105H41V103H40ZM73 105V102H72V107H77V105L76 106H74ZM110 105V104H109ZM121 106H122V104H120ZM124 105V104H123ZM141 105V104H140ZM148 105V104H147ZM148 105V106H149ZM160 105H162V104H160ZM253 106H256V105H254V104H252ZM251 105V103H250V106H252ZM42 106V105H41ZM116 106V104L114 105V107ZM159 106V105H158ZM157 106V107H158ZM212 106V105H211ZM4 107V106H3ZM71 107V106H70ZM113 107V106H112ZM123 107V106H122ZM155 107H156V105H155ZM257 107V106H256ZM262 107V106H261ZM43 108V107H42ZM55 108V107H54ZM68 108V107H67ZM79 108V107H78ZM77 108V109H78ZM105 108H107V107H105ZM109 108V107H108ZM107 108V109H108ZM118 108V107H117ZM127 108V107H126ZM125 108V109H126ZM129 108V107H128ZM136 108V107H135ZM153 108L154 107H152V110H153ZM190 108V107H189ZM199 108V107H198ZM225 108V105L224 104H221L220 105V108H216V107H213L212 109L211 108H209L208 110L211 112V115H212V118H214V121H215V123L213 124V125H211V127L209 126V124H208V119H210L211 118V115H207V117L204 115V118H203V122L202 123H200V124H198V127H200L203 131H210L209 133H210V135H212L213 137H215V135H219V133H222L223 132V130L224 129H231V130H237L236 129V127L237 126H239L240 124L237 122V120L240 118V116H239V114H240V112L241 111H244V114L246 113V114H248V116L250 115V116H254V113H252V112H254V107L253 108H248V107H246V106H244V107H241V106H236V109H232L230 112H228V114L226 115V116H223L221 119L220 118H218V114H217V111L218 110H222V109H224ZM49 109H51V108H49ZM48 109V110H49ZM56 109V108H55ZM73 109V108H72ZM80 109V108H79ZM120 109H121V107H120ZM119 109V110H120ZM124 109V108H123ZM162 109V108H161ZM170 109V108H169ZM176 109V111H178ZM259 109V108H258ZM262 109V108H261ZM17 110H19V109H17ZM58 110H60V109H58ZM69 110H71L70 108H69ZM109 110H110V108H109ZM108 110V112H110ZM114 110V109H113ZM116 110H118V109H116ZM118 110V111H119ZM130 110H132V109H130ZM137 110V109H136ZM138 110H140L139 108H138ZM137 110V111H138ZM163 110H164V108H163ZM168 110V109H167ZM166 110V111H167ZM174 110H175V108H174ZM260 110V109H259ZM264 110V109H263ZM262 110V111H263ZM29 110L27 109V111L26 112H28ZM54 111V110H53ZM52 111V112H53ZM63 111V110H62ZM74 111H75V109H74ZM79 111H81V110H78V112ZM104 111V110H103ZM121 111H122V109H121ZM134 111V110H133ZM169 112H167V114L166 115H164L163 116V119H160V118H158V119H155V118H151V117H148V116H146L147 118H144L143 117V119H140L138 122H137V128H138V132H137V134L135 133V131L136 130H134V131H132V134H133V132L135 133L134 134V136L132 137V138H130L128 141H126V143H127V148H129V149H133V154H132V152H131V154L130 155H132V156H128V155H125V154H119V155H114V154H110L109 152H108V154H104V155H100V156H98V157H95V158H92L91 157V159H89V160H87V162H86V165H85V168L84 169H88V170H90V171H92V173H93V176H94V178L96 179V182L98 183V185L100 184V185H102L101 187V189H103V187H104V189L105 190H107V193H108V199L109 198H111L110 196H112L113 198H115V199H120V198H122L123 196H124V192H125V190L123 191V187L124 186H126L127 184H131L132 186H134V187H136L137 185L140 187V186H145L146 184H147V186L149 185L150 186V184L149 183H152L153 184V187L151 186V188L153 189V190H155V186H160V187H166V188H170V189H172L173 190V192L176 194V196H177V198H176V200L174 201V203H172L170 206H169V209H166V210H169V211H164L165 212V214H164V218H163V216L161 217V219H163V221L160 223V224H156V225H154V223H153V220H152V218L151 217H141V218H143L142 220H141V218H140V220H141V223L143 224V230H139V232H138V236H137V238L134 236V232H133V228H132V226L134 225V223L132 224V223H130L129 221L131 220H129V219H126V220H124V221H122V223H121V230H122V232H123V235H124V239H121L120 241H118L117 242V246H116V248L115 249H117L118 247H120V249H123V251L127 254V256H129L130 255V257H129V260L133 263V264H144L142 261V259L140 258V256H139V254H137L138 253V251L140 250L141 252H143V254H145L144 256H145V259L147 258L148 260H149V262H148V264H160V262L162 263V262H164L165 264H231V262H233V261H235V262H238V261H236V259H237V255H239V253L241 252V249L242 250H244V251H246V249H247V252L249 253V254H251L252 256H253V250H254V248H256L257 247V245H262V246H264V203H258V201H252V199L250 198V197H248L249 199H247L246 198V202L248 203V200H249V203L251 204V205H253L252 206V208H250L249 206H244L243 204H241L242 202H243V200H242V198H240V197H236V196H227V195H223V194H221L219 191H210V192H207L206 191V187H207V185H208V183H210V181H212V180H214V179H217V178H219V176H220V169H219V166H220V162H221V156L219 157L217 154H215L214 153V155L212 154V155H210V154H208V153H201V152H199L198 151V148L196 147V148H194V147H188V146H185V145H181V143L180 144H178V142H179V138H181V137H179V132L182 130V129H184L185 128V126L187 127V125H189V124H191V121H190V118H187L188 119V122L187 121H180L181 119H183L184 118V116L182 115V114H174V112H176V111H172L171 110V113H170V110H168ZM228 111V110H227ZM257 111V110H256ZM26 112H23V114H25ZM48 112V111H47ZM55 112V111H54ZM70 113H71V111H69ZM77 112V110L75 111V113ZM77 112V113H78ZM102 112V111H101ZM100 112V113H101ZM117 112V111H116ZM124 112V111H123ZM139 112V111H138ZM173 112V113H172ZM186 112V111H185ZM258 112V111H257ZM261 112V111H260ZM1 113H3V112H1ZM31 113V112H30ZM58 113V112H57ZM67 113V112H66ZM69 113V114H70ZM79 113H81V112H79ZM105 113V112H104ZM104 113H102V115L104 114ZM112 113V112H111ZM127 113V112H126ZM140 113H142V112H140ZM156 113V112H155ZM159 113V112H158ZM162 113V112H161ZM177 113V112H176ZM209 113V112H208ZM49 114V113H48ZM54 114V113H53ZM73 114H74V112H73ZM84 114H86L85 113V111H84V113H83V115ZM106 114V113H105ZM108 114V113H107ZM123 114V113H122ZM129 114V113H128ZM132 114H134V112L132 113ZM162 114H164V113H162ZM257 114V113H256ZM255 114V115H256ZM263 114H264V112H263ZM7 115V114H6ZM27 115V114H26ZM61 115V114H60ZM66 115H68V114H66ZM71 115V114H70ZM93 115V114H92ZM91 115V116H92ZM100 115V114H99ZM109 115H110V113H109ZM119 115H120V113H119ZM126 115V114H125ZM159 115V114H158ZM222 115V114H221ZM5 116V115H4ZM56 116H59V115H57L56 114ZM77 116V115H76ZM86 116V115H85ZM106 116V115H105ZM108 116V115H107ZM53 117H54V115H53ZM81 117V116H80ZM116 117V116H115ZM118 117V116H117ZM127 117V116H126ZM198 117V116H197ZM244 117V116H243ZM10 118V117H9ZM9 118H8V120H9ZM55 119L57 118V117H54ZM61 118V117H60ZM60 118H59V120H60ZM75 118H77V117H75ZM86 118V117H85ZM85 118H83L84 120H85ZM88 118V117H87ZM95 118V117H94ZM104 118H106V117H104ZM129 118H130V116H129ZM134 118H136V117H134ZM141 118V117H140ZM211 118V119H212ZM218 118V119H217ZM250 118V117H249ZM264 118V117H263ZM37 119H38V116H37ZM58 119V118H57ZM74 119V118H73ZM89 119V118H88ZM96 119V118H95ZM99 119V118H98ZM117 119V118H116ZM127 119V118H126ZM133 119V118H132ZM254 119V118H253ZM253 119L251 120V121H253ZM262 119V118H261ZM260 119V120H261ZM33 120V119H32ZM39 120V119H38ZM48 120V119H47ZM63 120H64V118H63ZM76 120V119H75ZM87 120V119H86ZM100 120V119H99ZM120 120H121V118H120ZM128 120V119H127ZM250 120V119H249ZM260 120H259V122H260ZM16 120H11V124H9L11 127H13L17 132H18V135H21V136H24V138H32V137H36L37 135H36V133L39 131V130H37V128H36V126L34 127L33 125H29L27 122H26V124H24V125H21V123L23 124V122H21L20 123V125H19V123L17 124L16 122H15ZM34 121V120H33ZM41 121V120H40ZM39 121V122H40ZM52 121V120H51ZM58 121V120H57ZM77 121V120H76ZM89 121V120H88ZM91 121H92V119H91ZM94 121H97V120H94ZM104 121V120H103ZM103 121H101V122H103ZM119 121V120H118ZM131 121V120H130ZM245 121V120H244ZM3 122V121H2ZM36 122V121H35ZM71 122V121H70ZM78 122H79V120H78ZM100 122V123H101ZM105 122V121H104ZM104 122H103V124H104ZM117 122V121H116ZM134 122H136L135 120H134ZM249 122V121H248ZM31 123V122H30ZM55 123V122H54ZM62 123V122H61ZM64 123H65V120H64ZM95 123H97V122H95ZM99 123V122H98ZM106 123H107V121H106ZM263 123V122H262ZM46 124H48V123H46ZM58 124V123H57ZM60 124V123H59ZM63 124V123H62ZM66 124V123H65ZM67 124H68V122H67ZM66 124V125H67ZM84 124H86V123H84ZM84 124H83V127H81L79 124V128L78 127H76L75 128V132L76 133H74L76 136L74 137V135H72L73 137H74V140H75V143H73V144H76V147L78 148V151L76 152V153H78L79 152V154L81 155V156H83V158H85V156L88 154V152L89 153H91V149H93V148H90L89 146L91 145L92 146V139H97V136L96 135H100L101 133H98V134H96L98 131H99V128L98 129H96V127L94 126H92V128H91V126L90 127H88V125H85V126H87V127H85L84 126ZM91 124V123H90ZM125 124H126V121H125ZM255 123H253V125H254ZM264 124V123H263ZM5 125V124H4ZM66 125L64 126V125H59V127H58V131L56 132V134L58 135L57 137H54L53 138V141L55 140L56 142H57V144L55 143V145L57 146H54L56 149H58L59 148V144H60V142H61V138H62V133H64V131H65V129H66ZM75 125V124H74ZM77 125V126H78ZM135 125V124H134ZM69 126V125H68ZM73 126V125H72ZM72 126H71V128H72ZM100 126V125H99ZM105 126V125H104ZM106 126H108L107 124H106ZM105 126V127H106ZM109 126H110V124H109ZM136 126H134V127H136ZM261 126H262V124H261ZM42 127V126H41ZM51 127V126H50ZM54 127V126H53ZM70 127V126H69ZM75 126H73V128H74ZM98 127V126H97ZM131 127V126H130ZM257 127V126H256ZM264 127V126H263ZM100 128H101V126H100ZM107 128V127H106ZM105 128V129H106ZM120 128V127H119ZM2 129V126H0V130ZM11 129V128H10ZM103 129V128H102ZM110 129V128H109ZM124 129V128H123ZM261 129V128H260ZM264 129V128H263ZM262 129V130H263ZM8 130V129H7ZM53 130H54V128H53ZM70 130V129H69ZM116 130V129H115ZM114 130V131H115ZM126 130V129H125ZM133 130V129H132ZM4 131V130H3ZM50 131H52V130H50ZM67 131V130H66ZM74 131V130H73ZM72 131V132H73ZM101 131H104V129L103 130H101ZM106 131H109L108 130V128H107V130ZM105 131V132H106ZM120 131V130H119ZM255 131V130H254ZM257 131V130H256ZM260 131V130H259ZM17 132H16V134H17ZM42 132H43V130H42ZM55 132V131H54ZM69 132V134L71 133L70 131H68ZM104 132V133H105ZM112 132H113V130H112ZM123 132V131H122ZM122 132H120L119 134H121ZM124 132H126V131H124ZM124 132H123V134H124ZM184 132V131H183ZM231 132V131H230ZM9 133V132H8ZM7 133V134H8ZM14 133H15V131H14ZM44 133L46 134V132H45V130H44ZM107 134H108V132H106ZM126 133H128V130H127V132ZM232 133V132H231ZM39 134V133H38ZM43 134V133H42ZM42 134H40V135H42ZM54 134V133H53ZM110 134V133H109ZM108 134V135H109ZM117 133L115 132V135H114V133H113V135L114 136H117L116 135ZM122 134V135H123ZM129 134V133H128ZM126 135V136H129V135ZM190 134V133H189ZM234 134V136H236V134L235 133H233ZM258 134V133H257ZM67 135H68V133H67ZM98 135V136H99ZM221 135V134H220ZM225 135V134H224ZM7 136V135H6ZM17 136V135H16ZM53 136V135H52ZM55 136V135H54ZM66 136V134H64V137ZM70 136V135H69ZM68 136V137H69ZM104 136H106V135H104ZM103 136V137H104ZM111 136V135H110ZM118 136H120V135H118ZM191 136H192V134H191ZM260 136H262V135H260ZM264 136V135H263ZM63 137V138H64ZM68 137H67V139H68ZM96 137V138H95ZM100 137V136H99ZM98 137V139H101V137H102V135H101V137L99 138ZM222 137V136H221ZM226 137V136H225ZM224 137V138H225ZM232 137H233V135H232ZM5 138V137H4ZM7 138H8V136H7ZM40 138V137H39ZM47 138V137H46ZM107 138H109V136H107ZM107 138H105V140L107 139ZM118 138V137H117ZM123 138L124 137H122V138H120V140L122 139L123 140ZM128 138V137H127ZM187 138H189L188 136H186V139ZM263 138V137H262ZM261 138V139H262ZM18 139V138H17ZM42 139H44V138H42ZM50 140H52V138H49ZM65 139V138H64ZM88 139H90L91 140V142L88 140ZM221 139H223V137L221 138ZM220 139V140H221ZM232 139V138H231ZM238 139V138H237ZM66 140V139H65ZM105 140H103L104 141V143H105ZM124 140H126L125 138H124ZM124 140H123V143L122 142H119V145H121L122 146V144L124 145ZM193 140H195V139H193ZM214 140V139H213ZM217 140V139H216ZM216 140H214L213 141V143H214V146L216 147V149H217V152L219 151V148H221V152H222V157L223 158H226L229 162H230V164L233 166V168L234 169H240L241 171L243 170V164L239 161V153L237 152V150H236V148L234 147V146H228V145H225L224 147H221L219 144H218V140L216 141ZM233 140H234V138H233ZM236 140V139H235ZM234 140V141H235ZM244 140H246L245 142H246V145L248 146V148L252 151V155H253V153H254V155H255V157H257L260 161H261V163L262 164H264V153L261 151V143L259 144V143H257L258 144V146L257 147H255L257 144H255L254 142H253V140H251V139H244ZM16 141V140H15ZM14 140H8V139H6V140H1V137H0V181H6V180H12V178H14V176H13V174H14V172H15V169L17 168V164H20V163H23V160H25L24 159V155H25V153L22 151V150H20V147H18L17 145V143L15 142ZM23 141V140H22ZM25 141H26V139H25ZM39 141V140H38ZM42 141V140H41ZM43 141H47V140H43ZM42 141V142H43ZM67 141V140H66ZM96 141H98V140H96ZM95 141V142H96ZM100 141V140H99ZM101 141H102V139H101ZM101 141H100V143H101ZM107 142L109 141L108 139L106 140ZM113 141H114V139H113ZM112 141V142H113ZM119 141V140H118ZM187 141H189V139L187 140ZM225 141H226V139H225ZM238 141V140H237ZM262 141V140H261ZM30 143H31V141H29ZM36 141L34 140V143H35ZM90 142V143H89ZM111 142V141H110ZM116 142H117V140H116ZM190 142V141H189ZM222 142V141H221ZM233 142V141H232ZM33 143V144H34ZM50 143V142H49ZM68 143H70L69 141H68ZM68 143L67 144H65V146L67 147V146H69L68 145ZM120 143H122V144H120ZM234 143L235 142H233V144L232 145H234ZM239 143V142H238ZM52 144V143H51ZM62 144V143H61ZM71 144V143H70ZM95 144V143H94ZM94 144H93V146H94ZM99 144V143H98ZM106 144H108V143H106ZM106 144H104L103 146H105ZM227 144V143H226ZM237 144V143H236ZM28 145V144H27ZM37 145V144H36ZM97 145V144H96ZM100 145V144H99ZM99 145H98V148H99ZM113 145H115V143L113 144ZM245 145V144H244ZM29 146H31V145H29ZM28 146V147H29ZM41 146H42V144H41ZM40 146V149L42 148ZM49 146H51L52 147V145H49ZM48 146V147H49ZM65 146H64V148H65ZM71 146H72V144H71ZM108 146V145H107ZM106 146V147H107ZM110 146H112V145H110ZM126 146V145H125ZM158 147V148H160L162 151V153L159 155V157H155L154 159H153V166H146V164H147V161H148V155H146V154H148L149 152H151V153H155L156 151H160V150H155L154 151V147ZM236 146V145H235ZM33 147V146H32ZM36 147V146H35ZM75 147V148H76ZM96 146H94V148H95ZM105 147V148H106ZM115 147H116V145H115ZM151 147V149H149ZM154 149H153V148ZM242 147V146H241ZM36 148H39V146L38 147H36ZM36 148L34 149V148H32V149H34V150H36ZM61 148V147H60ZM70 148V147H69ZM77 148H76V150H77ZM90 148V150L91 151H88V149ZM112 148H114V146L112 147ZM119 148V147H118ZM125 148V147H124ZM123 148V149H124ZM22 149H23V146H22ZM47 149V148H46ZM96 149V148H95ZM109 148L107 147V150H108ZM153 149V150H152ZM240 149V148H239ZM242 149V148H241ZM264 149V148H263ZM26 150V149H25ZM24 150V151H25ZM67 150H69L68 148H67ZM88 152H87V151ZM110 150H111V148H110ZM119 150V149H118ZM150 150H152V151H154V152H152V151H150ZM40 151V150H39ZM43 151V150H42ZM57 151V150H56ZM63 151V150H62ZM62 151H61V153H62ZM94 151V150H93ZM101 151V150H100ZM105 151V150H104ZM113 151V150H112ZM114 151H115V149H114ZM120 151V150H119ZM118 151V152H119ZM245 151V150H244ZM44 152H45V150H44ZM46 152H48V151H46ZM45 152V153H46ZM49 152H50V150H49ZM69 152V151H68ZM106 152V151H105ZM248 152V151H247ZM27 153H29V152H27ZM45 153H43V154H45ZM59 153V152H58ZM57 153V154H58ZM66 153V152H65ZM65 153H63L64 155H65ZM75 153V155L77 156V154ZM113 153V152H112ZM125 153V152H124ZM151 153H149V154H151ZM24 154V155H23ZM52 154V153H51ZM51 154H50V156H51ZM66 154H68V156L70 155L69 153H66ZM96 154V153H95ZM97 154H99V151H98V153ZM103 154V153H102ZM244 154V153H243ZM242 154V155H243ZM251 154V153H250ZM35 155H37L36 153H35ZM73 155H74V153H73ZM91 155V154H90ZM155 156H156V153L154 154ZM153 155V156H154ZM157 155V156H158ZM245 155V154H244ZM54 156V155H53ZM61 156V155H60ZM67 156V155H66ZM72 156V155H71ZM70 156V157H71ZM97 156V155H96ZM143 156H145L144 158H146V160H145V162H146V164H143V165H145L146 167H144V166H142V160H141V158L143 159ZM25 157H26V155H25ZM38 157V156H37ZM36 157V159H38ZM75 157V156H74ZM240 157H242L241 155H240ZM255 157H254V160H253V162L252 163H254V161H256V159H255ZM31 158V157H30ZM44 158V157H43ZM71 158H73V156L71 157ZM153 158V157H152ZM33 159V158H32ZM42 159V158H41ZM40 159V160H41ZM68 159H69V157H68ZM140 159V160H139ZM151 159V158H150ZM250 159V158H249ZM27 160V159H26ZM50 160V159H49ZM73 160V159H72ZM144 160V159H143ZM32 161V160H31ZM34 161V160H33ZM250 161V160H249ZM25 162V161H24ZM40 162V161H39ZM74 162V161H73ZM243 162V161H242ZM60 163V162H59ZM71 163V162H70ZM84 163V162H83ZM150 163V162H149ZM148 163V164H149ZM54 164V163H53ZM28 165V164H27ZM26 165V166H27ZM49 165V164H48ZM61 165V164H60ZM254 165H255V163H254ZM20 166H21V164H20ZM23 166H24V164H23ZM25 166V167H26ZM44 166H45V164H44ZM47 166V165H46ZM56 166V165H55ZM69 166H72L71 168H70V172H73V171H77L78 172V168H77V166L78 165H71V164H69ZM250 166H251V164H250ZM28 167V166H27ZM26 167V168H27ZM66 167V166H65ZM79 167V166H78ZM254 167V166H253ZM255 167H256V165H255ZM254 167V168H255ZM20 168V167H19ZM57 168V167H56ZM55 168V169H56ZM246 168V167H245ZM247 168H248V166H247ZM64 169V168H63ZM62 169V170H63ZM67 169V171H68V168H66ZM81 169V168H80ZM253 169V168H252ZM60 171V172H63V171ZM83 170V169H82ZM19 171V170H18ZM44 171V170H43ZM46 171V170H45ZM52 171L53 170H47L44 174H46V175H48V176H51V175H53L54 173H52ZM87 171V170H86ZM244 171V170H243ZM247 171V170H246ZM253 171V177L255 178L254 180H255V182H254V184H253V186L259 191V193H261L262 195H263V197H264V171H259L258 170V168H255L254 170H252ZM36 172V171H35ZM55 172H56V170H55ZM65 172V171H64ZM80 172V171H79ZM33 173V172H32ZM43 173V172H42ZM66 173H69V171L68 172H65V173H62V174H65V175H67ZM91 173V174H92ZM20 174V173H19ZM24 174V173H23ZM56 174V173H55ZM54 174V175H55ZM75 174V173H74ZM79 174V173H78ZM15 175V174H14ZM34 175V174H33ZM37 175V174H36ZM39 175V174H38ZM37 175V176H38ZM41 175V174H40ZM58 175H60V173L58 174ZM138 175H140L139 177H138ZM142 175L144 176L145 175V177H143L142 178ZM13 176V177H12ZM15 176H17V174L15 175ZM23 176V175H22ZM35 176V175H34ZM33 176V178H36V177H34ZM90 176L91 175H87V178L88 179H90ZM20 177H21V175H20ZM19 176H18V179L20 178ZM32 177V176H31ZM38 177H40L41 178V176H38ZM46 177V176H45ZM60 177H63L62 175L60 176ZM70 177H73V176H71L70 175ZM92 177V176H91ZM39 178V179H40ZM42 178H43V176H42ZM77 178H79L80 179V177H77ZM83 178V177H82ZM17 179V178H16ZM39 179H38V181H39ZM51 179V178H50ZM74 179V178H73ZM33 180V179H32ZM35 180V179H34ZM33 180V181H34ZM52 180H54V178H52ZM59 180V179H58ZM16 181H18V180H15V182ZM36 181V180H35ZM37 181V182H38ZM76 181H77V179H76ZM81 181H82V179H81ZM88 181V180H87ZM90 181V180H89ZM88 181V182H89ZM13 182V181H12ZM23 182V181H22ZM36 182V183H37ZM56 182V181H55ZM59 182V181H58ZM68 182V181H67ZM84 182V181H83ZM82 182V183H83ZM87 182V183H88ZM91 183H92V181H90ZM94 182V181H93ZM39 183V182H38ZM37 183V184H38ZM45 183V182H44ZM57 183V182H56ZM56 183H53L54 185L56 184ZM61 183H63V184H65L64 182H61ZM61 183H59V184H61ZM76 183V182H75ZM74 183V184H75ZM81 182H80V184H82ZM85 183V182H84ZM87 183H85L86 184V186L84 187V189H85V191H86V189L87 190H89L88 188V186L90 185V186H92V184H90L89 183V185L87 184ZM96 183V184H97ZM26 184V183H25ZM62 184V185H63ZM79 184V185H80ZM140 184V185H139ZM11 185V184H10ZM39 185H40V183H39ZM53 185V186H54ZM73 185V184H72ZM78 185V184H77ZM6 186H7V184H6ZM5 186V187H6ZM46 186V185H45ZM61 186V185H60ZM74 186V185H73ZM73 186H71V188H74ZM129 186V185H128ZM131 186V187H132ZM33 187V186H32ZM47 187V186H46ZM80 188H82L81 186H79ZM79 187H77L78 189H79ZM94 186H92L91 187V189L93 188ZM96 187V186H95ZM99 187V186H98ZM130 187V188H131ZM7 188V187H6ZM11 188H12V186H11ZM37 188V187H36ZM39 188H41V187H39ZM56 188H57V186H56ZM76 188V187H75ZM74 188V189H75ZM138 188V187H137ZM143 189H144V187H142ZM150 188V189H151ZM4 189V188H3ZM55 189V188H54ZM58 189H60V188H58ZM66 189V188H65ZM77 189V190H78ZM94 189V188H93ZM93 189H92V192H93ZM100 189V188H99ZM103 189V190H104ZM133 189H135V188H133ZM140 189V188H139ZM165 189V188H164ZM169 189V190H170ZM218 189V188H217ZM94 190H96V189H94ZM102 190V191H103ZM104 190V191H105ZM128 190V189H127ZM131 190H132V188H131ZM158 190H160V188L158 189ZM172 190H171V192H172ZM211 190V189H210ZM2 191V190H1ZM12 191V190H11ZM63 191V190H62ZM68 191V190H67ZM70 191V190H69ZM99 191V190H98ZM98 191H96V192H98ZM143 191H145V190H143ZM152 191V190H151ZM166 191H167V189H166ZM48 192H50V190H48ZM60 193H61V191H59ZM79 192L81 193V195H83V193H84V190H80L79 189ZM89 192H91V190H89ZM130 192V191H129ZM135 192V195H137L136 194V191H134ZM158 192V191H157ZM73 193V192H72ZM77 193V192H76ZM95 193V192H94ZM101 193V192H100ZM143 193H145V192H143ZM152 193V192H151ZM48 194V193H47ZM87 194H88V192H87ZM92 194V193H91ZM129 194V193H128ZM138 194H140V193H138ZM146 194V193H145ZM44 195H45V193H44ZM52 195V194H51ZM64 195V194H63ZM95 195H97V194H95ZM102 195V194H101ZM101 195H99V196H101ZM134 195V194H133ZM143 195V194H142ZM152 195V194H151ZM160 195V194H159ZM172 195V194H171ZM170 195V196H171ZM1 196V195H0ZM48 196V195H47ZM58 196H60V195H58ZM80 196V195H79ZM88 196V195H87ZM92 196V195H91ZM94 196V195H93ZM98 196V197H99ZM106 196V192H104V197ZM145 196V198L148 196V195H144ZM150 196V195H149ZM148 196V197H149ZM163 196H164V194H163ZM167 196H168V194H167ZM57 197V196H56ZM63 197H65V196H63ZM82 197V196H81ZM125 197V196H124ZM151 197H153V195L151 196ZM5 198V197H4ZM48 198H50V195H49V197ZM47 198V199H48ZM61 198V197H60ZM85 198H87V197H85ZM94 198H95V196H94ZM97 198V197H96ZM106 198V197H105ZM131 198V197H130ZM133 198H134V200H135V198H137V197H135V196H133ZM163 198V197H162ZM166 198V197H165ZM164 198V199H165ZM171 198V197H170ZM32 199H33V196H32ZM44 199V198H43ZM46 198H45V200H47ZM52 199V198H51ZM67 199H69V198H67ZM66 199V200H67ZM80 199V198H79ZM82 199H83V197H82ZM81 199V200H82ZM88 199V198H87ZM98 199V198H97ZM139 199H143V198H141V196H140V198ZM151 199V198H150ZM155 199V198H154ZM156 199H158V200H160L159 199V197H156ZM163 199V200H164ZM245 199V198H244ZM48 200H50V199H48ZM70 200V199H69ZM72 200H73V198H72ZM71 200V201H72ZM75 200V199H74ZM89 200V199H88ZM91 200H93V199H91ZM99 200V199H98ZM111 200H112V198H111ZM110 199H109V201H111ZM122 200V199H121ZM125 200L127 201V197L125 198ZM131 200H133V199H131ZM137 200H138V198H137ZM149 200V199H148ZM36 201V200H35ZM34 201V202H35ZM41 201V200H40ZM60 201H61V199H60ZM70 201V202H71ZM84 201V200H83ZM104 201V200H103ZM126 201H124L123 200V202H126ZM142 201V200H141ZM144 201V200H143ZM142 201V202H143ZM152 201V200H151ZM154 201V200H153ZM173 201V200H172ZM245 201V200H244ZM30 202H32V200L30 201ZM48 202V201H47ZM50 202V201H49ZM69 202V201H68ZM121 202V201H120ZM147 202V201H146ZM171 202V201H170ZM44 203H45V201H44ZM57 203H58V201H57ZM63 203V202H62ZM75 203V202H74ZM79 203V202H78ZM82 203V202H81ZM116 203H118V202H116ZM122 203V202H121ZM130 203H131V201H130ZM137 203V202H136ZM139 203V202H138ZM137 203V204H138ZM155 203V202H154ZM13 204V203H12ZM32 204V203H31ZM35 204V203H34ZM49 204H51L52 205V203H49ZM54 204V203H53ZM150 205L151 203H147V205ZM153 204V203H152ZM158 204V203H157ZM161 204H162V201H161ZM161 204H159L160 206H161ZM30 205V204H29ZM28 205V206H29ZM42 205V204H41ZM55 205V204H54ZM53 205V206H54ZM60 205V204H59ZM64 205V204H63ZM66 205H68V204H66ZM84 205V204H83ZM85 205H87V202L85 203ZM144 205V204H143ZM158 205V206H159ZM16 206V205H15ZM34 206V205H33ZM39 206V205H38ZM49 206V205H48ZM47 206V207H48ZM57 206H58V204H57ZM89 206V205H88ZM107 206V205H106ZM113 206L115 207V205L113 204ZM139 206V205H138ZM157 206V205H156ZM164 206V205H163ZM21 207V206H20ZM30 207V206H29ZM50 207V206H49ZM59 207V206H58ZM67 207H69V206H67ZM125 207V206H124ZM133 207V206H132ZM140 207H142V206H140ZM146 207V206H145ZM152 207V206H151ZM165 207H166V204H165ZM164 207V208H165ZM37 208V207H36ZM53 208V207H52ZM56 208V207H55ZM62 207H60V209H61ZM71 208H73L72 206H71ZM70 208V209H71ZM99 208V207H98ZM107 208V207H106ZM105 208V209H106ZM110 208V207H109ZM131 207L130 206H127L126 207V209H129L131 212H132V209H130ZM134 208V207H133ZM135 208H136V206H135ZM134 208V209H135ZM154 208V207H153ZM152 208V210H156V208H154L153 209ZM59 209V208H58ZM84 209H85V207H84ZM142 209H143V207H142ZM142 209H139L138 211H139V213H140V215H141V213H143L144 214V212H141L140 210H142ZM157 209H159L158 207H157ZM9 210V209H8ZM30 210H31V208H30ZM56 210V209H55ZM69 210V209H68ZM104 210V209H103ZM123 210V209H122ZM125 210V209H124ZM160 210V209H159ZM159 210H157V212L159 211ZM164 209H162V211H163ZM11 211H13V210H11ZM41 211V210H40ZM52 211V210H51ZM60 211V210H59ZM110 211V210H109ZM127 211V210H126ZM129 211V212H130ZM135 211V210H134ZM115 212V211H114ZM124 212V211H123ZM129 212H127L128 214H129ZM146 212V211H145ZM150 212V211H149ZM12 213V212H11ZM14 213V212H13ZM45 213V212H44ZM107 213V212H106ZM126 213V212H125ZM136 213V212H135ZM42 214V213H41ZM40 214V215H41ZM55 214V213H54ZM58 214H59V216H61L62 218H66V217H70L71 216V212H69V211H67L66 209H63V210H61L60 211V213L58 212ZM78 214H79V212H78ZM115 214H117L116 212H115ZM127 214V215H128ZM131 214V213H130ZM129 214V216H131ZM152 214V213H151ZM154 214V213H153ZM12 215V214H11ZM35 215H37V214H35ZM35 215H33V214H31V216H28L27 217V219H26V221H25V224H23V223H21L22 222V219H21V221H19V220H17V219H13V221L11 220V218L9 217V219H6L5 220V218H2V220L0 221V230L1 231H3V230H9L8 232H6L7 234H8V237H6V238H9V236H10V234H12L13 236H15V237H20V238H22L23 237V235H27V234H25V233H29V232H31V233H37V230H38V227H39V225L38 224H40V223H38L37 224V218L36 217H34ZM51 215H53V214H51ZM56 215V214H55ZM73 215H74V213H73ZM86 215V214H85ZM100 215V214H99ZM138 215V214H137ZM136 214H135V218H136V216H137ZM146 215H148L147 213H146ZM5 216H7V214L5 215ZM13 216V215H12ZM14 216H16V215H14ZM23 216V215H22ZM49 216V215H48ZM54 216V215H53ZM79 216H80V214H79ZM104 216H106V215H104ZM104 216H102L103 218V220L105 219L106 220V217H108V214H107V216L106 217H104ZM128 216V217H129ZM151 216V215H150ZM2 217H4V216H2ZM83 217V216H82ZM85 217V216H84ZM100 217V216H99ZM124 217V216H123ZM132 217V216H131ZM1 218V217H0ZM8 218V217H7ZM14 218V217H13ZM45 218V217H44ZM109 218V217H108ZM107 218V219H108ZM111 218V217H110ZM138 218V217H137ZM154 218H156V217H154ZM19 219V218H18ZM39 220H40V217L38 218ZM47 218H45V220H46ZM51 219V218H50ZM64 219H61V220H64ZM70 219V218H69ZM116 219H117V217H116ZM157 219H159V218H156V220ZM8 220V221H7ZM68 220V219H67ZM80 220V219H79ZM82 220V219H81ZM100 220V219H99ZM104 220V221H105ZM114 219L112 218V221H113ZM129 220V221H128ZM134 221L136 220V219H133ZM155 220V221H156ZM46 221H48V219L46 220ZM45 221V222H46ZM60 221V220H59ZM73 221V220H72ZM107 221V220H106ZM40 222V221H39ZM42 222H43V219H42ZM102 222V221H101ZM47 223V222H46ZM52 223H53V220H52ZM63 223V222H62ZM61 223V224H62ZM68 223V222H67ZM83 223V222H82ZM104 223V222H103ZM102 223V224H103ZM107 223H108V221H107ZM113 223V222H112ZM137 223H139V222H137ZM97 224V223H96ZM48 225V224H47ZM66 225V224H65ZM94 225V224H93ZM106 225V224H105ZM111 225V224H110ZM57 226V223H54V224H51V226H49V228L47 229V230H45V232L42 234V235H38V234H36V235H38L37 237H39V245H41V247L43 246V243H44V240L43 239H45L46 237L48 238V236L49 235H51L52 233H53V230L55 229V228H57L56 227ZM72 226V225H71ZM102 226V225H101ZM106 226H108V225H106ZM61 227V226H60ZM103 227V226H102ZM140 227V226H139ZM155 227H157V228H155ZM91 228V227H90ZM106 228H108V227H106ZM254 228V229H253ZM40 229V228H39ZM42 229V228H41ZM59 229V228H58ZM80 229V228H79ZM104 229H105V227H104ZM66 230H68V229H66ZM108 230H110V228H108ZM254 230H256V233L258 234V235H256L257 236V240H259V241H256V245L254 244L253 245V237H251L249 240L248 239H244L243 238V235H242V232H243V234H246V233H244V231L245 232H253ZM39 231H41V230H39ZM158 231H160V232H162L163 233V237H162V235H160L159 233H157ZM4 232V231H3ZM108 232H110V231H108ZM255 232V231H254ZM0 233H2V232H0ZM10 233V234H9ZM104 233V232H103ZM113 233V232H112ZM54 234H57V232H55ZM59 234V233H58ZM69 234H70V231H69ZM88 233H86V235H87ZM90 234V233H89ZM88 234V235H89ZM110 234V233H109ZM114 234V233H113ZM136 234V233H135ZM6 235V234H5ZM33 235V234H32ZM32 235H30V236H32ZM71 235V234H70ZM92 235V234H91ZM98 235H100V234H98ZM101 235H103V234H101ZM7 236V235H6ZM58 236V235H57ZM106 236H107V234H106ZM114 236V235H113ZM112 236V237H113ZM62 237V236H61ZM60 237V238H61ZM93 237V236H92ZM96 237V236H95ZM104 237L105 236H103V239H104ZM164 237H166V239H167V241H162V239L164 238ZM5 237L0 241L1 242V244L2 245H0L2 248H1V250H0V254L3 252V251H7V250H9V241L6 239ZM11 238V237H10ZM9 238V239H10ZM33 238H34V236H33ZM53 238H54V236H53ZM53 238H51V239H53ZM94 238V237H93ZM127 238H129L131 241H132V243L131 242H129L128 241V239ZM12 239V238H11ZM17 239V238H16ZM62 239V238H61ZM113 239H114V237H113ZM20 240V239H19ZM47 240H49V238L47 239ZM95 240V239H94ZM106 240V239H105ZM104 240V241H105ZM65 241V240H64ZM74 241V240H73ZM98 241V240H97ZM96 241V242H97ZM100 241V240H99ZM115 241H116V238H115ZM76 242V241H75ZM94 242V241H93ZM106 242V241H105ZM22 243V242H21ZM48 243H49V241H48ZM51 243V242H50ZM53 243H55V242H53ZM66 244V242H63V244ZM68 243V242H67ZM74 243V242H73ZM79 243V242H78ZM107 243V242H106ZM37 244V243H36ZM45 244V243H44ZM91 244V243H90ZM112 244V243H111ZM12 245V244H11ZM10 245V246H11ZM72 245V244H71ZM85 245V244H84ZM92 245V244H91ZM95 245H100V244H98V242H97V244H95ZM102 245V244H101ZM16 246V245H15ZM49 246H51V244H49ZM59 246H62V243H61V245H59ZM65 246V245H64ZM75 246V245H74ZM76 246H78V245H76ZM82 246H83V244H82ZM81 246V248H84V247H82ZM33 247H34V245H33ZM97 247V246H96ZM261 247V246H260ZM12 248V247H11ZM10 248V249H11ZM21 248V247H20ZM52 248V247H51ZM58 248H60V247H58ZM68 248V247H67ZM72 248V247H71ZM264 248V247H263ZM54 249V248H53ZM57 249V248H56ZM79 249V248H78ZM125 249V250H124ZM16 250V249H15ZM38 250V249H37ZM72 250V249H71ZM89 250H91V249H89ZM95 250H98V249H95ZM110 250V249H109ZM11 251V250H10ZM27 251V250H26ZM39 251V250H38ZM41 251V250H40ZM58 251H59V249H58ZM61 251H63V250H61ZM81 251H82V249H81ZM18 252H20L19 250H18ZM28 252H30V251H28ZM36 252V251H35ZM52 252H53V250H52ZM93 252V251H92ZM256 252H257V250H256ZM15 253V252H14ZM31 253H32V251H31ZM30 253V254H31ZM38 253V252H37ZM36 253V254H37ZM54 253V252H53ZM62 253V252H61ZM89 253V252H88ZM11 254L13 255V252L11 251ZM23 254V253H22ZM33 254V253H32ZM55 254V253H54ZM64 254H66V252L65 253H63V256H64ZM72 254V253H71ZM92 254V253H91ZM95 254H97V253H95ZM249 254H246L247 256H245L246 258L249 256ZM254 254H255V252H254ZM5 255V254H4ZM256 255V254H255ZM254 255V256H255ZM34 256V255H33ZM38 256V255H37ZM68 256H70L69 254H68ZM68 256H66L67 258H68ZM93 256V255H92ZM256 256H258V255H256ZM15 257V256H14ZM29 257H31V255L29 256ZM28 257V259L30 260L31 258H29ZM39 257H41V256H39ZM66 257H64V258H66ZM77 257H79V258H82V257H80V256H78L77 255ZM76 257V258H77ZM84 257V256H83ZM240 257L241 258H243L244 259V257L243 256H241L240 255ZM251 257V256H250ZM249 257V258H250ZM261 257H262V255H261ZM0 258H2V257H0ZM33 258H35V256L34 257H32V261H33ZM37 258V257H36ZM46 258V257H45ZM47 258H49L48 256H47ZM53 258V257H52ZM61 258H62V256H61ZM61 258H59L58 260H60ZM72 257L70 256V259H71ZM76 258H72V260H76ZM86 258V257H85ZM95 258V257H94ZM110 258V257H109ZM239 258V257H238ZM240 258V259H241ZM252 258V257H251ZM256 258V257H255ZM254 258V259H255ZM18 259V258H17ZM39 259V258H38ZM57 259V258H56ZM83 259V258H82ZM253 259V258H252ZM253 259V260H254ZM19 260V259H18ZM34 260H36V259H34ZM48 260V259H47ZM53 260H55L54 258H53ZM68 260V259H67ZM67 260H66V263H67ZM86 260H87V258H86ZM93 260V259H92ZM247 260V259H246ZM245 260V261H246ZM251 260V259H250ZM263 260H264V258H263ZM39 261H41V259L39 260ZM46 261V260H45ZM77 261V260H76ZM76 261H74V262H76ZM78 261H80L79 259H78ZM87 261H89V260H87ZM91 261V260H90ZM89 261V262H90ZM248 261H249V259H248ZM261 261V260H260ZM48 262V261H47ZM62 262V261H61ZM64 262V261H63ZM242 262V261H241ZM244 262V261H243ZM255 263H257L256 261H254ZM253 262V263H254ZM6 263V262H5ZM34 263V262H33ZM35 263H36V261H35ZM42 262H40V264H41ZM45 263V262H44ZM50 263V262H49ZM52 263V262H51ZM53 263H55V262H53ZM56 263H59V262H56ZM65 263V264H66ZM95 263V262H94ZM239 263V262H238ZM246 263V262H245ZM250 263H252V262H250ZM249 263V264H250ZM252 263V264H253ZM259 263V262H258ZM257 263V264H258ZM12 264V263H11ZM30 264V263H29ZM37 264V263H36ZM72 264V263H71ZM81 264V263H80ZM91 264V263H90ZM93 264V263H92ZM99 264V263H98ZM112 264V263H111ZM234 264H236V263H234ZM242 264V263H241Z\"/></svg>","mask_w":264,"mask_h":264}]
</instances>
